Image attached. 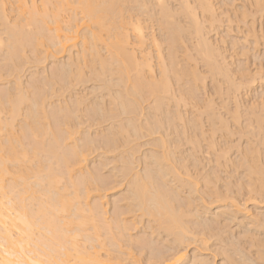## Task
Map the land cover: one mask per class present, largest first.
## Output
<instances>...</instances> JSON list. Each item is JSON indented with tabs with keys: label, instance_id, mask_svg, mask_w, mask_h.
I'll return each instance as SVG.
<instances>
[{
	"label": "bare ground",
	"instance_id": "obj_1",
	"mask_svg": "<svg viewBox=\"0 0 264 264\" xmlns=\"http://www.w3.org/2000/svg\"><path fill=\"white\" fill-rule=\"evenodd\" d=\"M36 1L37 2L41 1V4L45 9H49V8L53 9V8L57 7L58 4L60 3L59 0H30V3H31L30 4V3H28L27 0H16L17 7L21 10V12H25L29 15V19H30L31 23L34 25V27L32 28V30H34V31L28 32L26 34L27 36L25 38H23V37H21L20 32H18L16 30V26L18 24L13 25L12 22L9 23L10 20L7 19L8 18L7 14H5L6 9H7V7L5 8V2L6 1L0 0V12L2 14V17H0V18H1V21L2 20L4 21V22L0 21L2 23V24L0 23V25H1L0 27H2L1 29H5V33H8V34H6L7 35V39H6L7 43H5V44L7 45V48L9 49L8 52H10L9 54L11 56V59L9 57L10 61H9V63H7V65L8 64L10 65L11 63H12L11 65H13V63H14L17 66L18 64H20V63L17 64L16 62H18V60L22 54L21 51L19 53V56L17 55V57H18L17 61H13L12 60V57H13L12 53H15L16 51H11V50L14 48L15 49L20 48L22 50L25 42L28 41L29 37H33V39L35 40V41L33 40V42H35V44H34L35 47H37V46L39 47V43L42 41V38L45 37L49 40H52L53 39L52 36L54 35V37L57 38V41H55V42L53 41L52 44L53 45L59 44V46H60L59 48L62 50H64L66 47L64 40H67V36L64 35L62 38L61 35L58 33V31L60 30L58 25L49 26L44 21L45 20L44 14H42L43 11L41 9L42 13L39 14L40 10H39V7L37 6ZM129 1L130 0L126 1L127 6L125 5V3H126L125 0H80V1H78V7L83 12V14L87 18L88 22H90L91 25H93L92 23L97 25V26L94 25L96 28L95 27L92 28L89 26L90 29H88L86 31L84 30V32H86V34H83L85 36V37L83 36L85 39L82 42V44L88 45L86 47L91 49L90 51L93 52V53L92 52L91 53L94 54V56H98V54L100 53V52H98L99 50H97V48L99 47V45H98L99 43L96 44L97 43L96 41L105 42L104 46H106L107 50L109 51L108 56H107L108 58L102 59L104 57H102V58L100 57V59H97V67H94L93 70H91L89 72V76L95 75L94 76L95 80L98 79L99 81L100 80L102 81V88L107 89L106 91L109 94V95L106 94L105 97H107V96L110 97L108 100H106L105 98H103L104 96L102 95L103 96L102 97L100 94V96L103 99H105V100H103L101 97H99L101 100H103L101 104H98L100 102L94 103V102H92L93 100H90L92 102V104H91V102L89 103V105L90 104L92 105L91 108H93V110H94L93 112H96L95 114L98 115V118L96 119L97 121L95 120L94 123L95 122L100 123L102 121L101 120L102 118H104V120H106L105 118H109V119L113 120V121L110 120L111 122L109 125H107L108 127L106 129H102L103 127L101 128V133L103 132L105 134V136L104 135L103 136L104 137L107 136V139L110 141L109 143L111 145L109 148H113V147L117 148L118 146H120L122 144L121 142L128 141L127 140L128 138L134 137V135L131 136L132 132L136 135H139L141 132L140 130L143 129L144 131L145 130L149 131L148 133H155V132L159 131V129H161V128L164 129L165 125L166 126L168 124L170 125V123H168V124H165V123L167 121L170 122V120L174 121V119H176V118L172 119L168 116L170 119L168 120V118H166L167 121L165 122L164 120H166V119L163 120V118L161 117V116H163L165 118V115H163L161 113L162 111L160 110V107L162 106V103H163V99L164 98L166 99L169 95L171 96V98L174 97L176 101L177 100L181 101V99L183 100L182 96H186V98H189V102L191 101L194 104V107L197 106L196 103H199L198 101H200V103H201V101H202L201 99H204V98L200 97L201 98L200 100H198V101L195 100L197 97V94L195 93L194 88L199 86L195 83V81L199 78V75H200L199 73H197L196 69L194 68L195 66L192 67L191 66L192 63H191V65H189L191 69L187 70V68H189V66L187 68H183L184 66H180L181 61L179 63H178V59L176 61V57H178V56H176L178 53L175 51V49H177L176 43L179 41V42H182L183 45H185L186 43H183V42L186 41L187 39L183 40V37H185L186 34H187L188 38L190 37V39H191V40L190 39L188 40V41H190V43H192L191 41L193 39L194 45H193V43H192V45L194 46L193 50L195 52L193 54H197L196 58L199 57L202 61H204V63H205L204 65L206 66V69H207L206 72L209 71L208 77H210L211 74H213V78H214V75H216V77L218 76V74H219V76L222 75V77H220V79L224 77L226 84H229V86L234 89V92L238 91V89L240 88V85H242L241 86L242 89H244L243 88L244 84H245L244 87L247 86L250 88V90H249V88L246 87L247 90H249V92H246L247 98L246 99L244 98L246 101L240 96L246 102V104H244V105H243V103H241V104L244 106V108L246 110H248L251 113L256 115L254 117L256 119H253L254 121L256 120L258 122V126L256 125V127H255V128L258 127V129L255 133L260 132L262 130L261 128H264V123H263L264 117H262V116H264V114H262L263 112L261 113V111L260 112L257 111L258 107L260 110L259 103H262V105L264 104L263 103L264 98L262 99L261 98L262 96H260V95H259L260 96L259 97L258 93H257V97H255V96L253 97L251 95V91H253V92L256 91L255 90L256 86L252 90V88H253L252 86L254 85L253 81L255 82V79L257 81L259 78L264 79V0H179V3H177V4H179V5H177L178 8L175 7V5H174V7L177 9V11H175L176 9H174V7L169 5L171 2H169V4L167 3L169 0L168 1H166V0H154L155 6H153V3L151 4L152 8L154 7L153 9L151 8L150 5H149L150 7L147 6L149 4L148 0L147 1L146 0H142V1L141 0H132L131 2H133V3L132 4L130 3L131 5L128 3ZM174 1H176V0H174ZM124 6H126V7L129 6V8H126ZM155 8H157L158 11ZM51 9H49V10H51ZM153 10L157 11V13L160 16L159 18L155 17L157 15L154 14ZM134 11H135V13H133ZM150 11H153V13H151ZM131 12L133 14H137V16L131 15L134 17V19H132V17H130V14H128ZM177 13L182 15L181 18H183V21H185L186 26L182 25V23H184V22L180 23L177 20L178 18H180V17L177 18V16H178ZM155 18H157V19H155ZM181 18H180V20H181ZM218 18H222V20L224 22L226 21L227 24H225L226 25V27H225V30H226L225 33L226 34L225 35H222V34L217 35L219 37V40L217 38H216V40L218 43L222 44V48L224 46L223 50L224 49L227 50L228 47L226 46L227 43H226L225 36H227V35L231 36L228 44H230V46H231L230 49L232 48V52H229L230 49L228 51H226V50H224V51L230 53V54H228L230 56V57H228V60L230 58L229 63L230 62H231V64L234 63L232 65L233 67L235 66V62H236L235 60L241 59L244 62L242 64L241 61H239V62L237 61L238 65L234 67L235 69L233 68L234 73H232V75L234 74V77L237 74L240 77L244 78V81H245L244 84L234 82V80H233L234 77L232 78V75L230 72L232 70L231 69L232 66H231V68L228 67L229 63L225 62L226 56L225 55L223 56L221 54V53H223V52H221L222 50L219 51L221 46L220 45L218 46V43L214 41L215 39L214 40L211 39L209 34H207L210 32L209 28H211V30H212V27H214V23L216 22V20H218ZM153 20L155 22H157L156 25L159 26V27L156 26L157 30H158V28L161 30V35L158 34V35H160L158 37H162V35H163L164 38L162 37L163 39L162 38L161 39L164 40L165 42H167L166 48H167L168 52L165 50L166 49L165 47L161 46L162 42H160V41H162V40L160 38H158L156 35H154V33L156 31L153 33L154 30L150 29L152 31L146 32L145 27H148V22H151ZM222 20H220L219 23ZM238 20H240L239 22L244 21L245 24L239 25ZM3 23L5 24L4 28H3V25H4ZM216 23L219 24L218 22H216ZM28 24L30 25V23H28ZM217 24L215 26H218ZM241 25H244V26H241ZM87 26L88 25H86V27ZM86 27L84 29H86ZM214 28H216V27H214ZM3 31H1V32H3ZM103 31H104V34H106V37L104 36V34L103 35L101 34V32H103ZM214 31H215V29H214ZM231 31H233V32H231ZM3 33H0V34L3 35ZM148 33H150V34H148ZM230 33H232V35ZM216 34H218V32H216ZM3 36H5V35H3ZM214 36H215V34H214ZM229 36H228V38H229ZM5 38H6V36L4 38H2L0 36V48H1V45L3 44V42H5V41H3V40H5ZM103 38H106V39H103ZM179 42H178V44H179ZM95 44L98 46L97 48H95V46H96ZM6 45H3V46H6ZM190 45H188V48ZM260 46H262V47H260ZM38 47H37V49H38ZM179 47L181 48L182 46H179ZM59 48H58V50H59ZM101 48H102V46H101ZM190 48H192V47H190ZM136 49L139 50L138 53H137V51H135ZM261 49H263L262 53H261ZM1 50H3V47L1 48ZM58 50L56 49L57 52H58ZM185 50H184V52H187ZM4 51L5 50H3V53H4ZM86 51H88V49ZM153 51L155 52V56L152 55ZM164 51H166V53ZM188 51L190 52L192 50L190 49ZM6 52H5V55L2 53L5 57H6ZM81 52H83V50L79 51L80 54H81ZM79 53L77 54L78 56L77 55L73 56V57L70 55H69L70 57L67 56V58L68 57L69 58L67 59V61L64 60L65 62L62 61L64 63L60 64V62H58L60 64V66L61 65L62 66L59 68L57 67L58 70L55 67L56 72H53L50 74V75L54 74L56 76H61V79L63 78V81L65 80V85L61 84V86L59 88H61V87L63 88L64 86L67 87L68 84L72 85V83H75L76 80H82L81 79V78H83L82 76H84V75L87 76L86 72H84V70L82 69V67L84 65L81 67V64L84 60L86 61V63L89 60L84 59L81 61V59L79 57ZM84 53H85V50H84ZM181 53H183V52H181ZM74 54H75V52H74ZM187 54H188V52L186 53V55ZM2 56L0 53V57H2ZM14 56L16 57V54ZM103 56H105V55H103ZM188 56H189V54H188ZM193 56H195V55H193ZM193 56L190 55L189 59H190V57L193 58ZM250 56L253 57V60L251 57V60L253 61L251 63L252 66L250 65V67H252V68H249V65L247 62L250 60ZM90 57H91V55L88 58H90ZM154 57L156 59V61H155L156 63H154V60H155ZM181 57H183V56H181ZM6 58L8 59V57H6ZM6 58H4V61L6 60ZM81 58H82V56H81ZM168 58H169V60H168ZM196 58H193L192 60L196 61L199 59V58L198 59H196ZM166 59L169 62H167ZM185 59H187V58L185 57ZM240 62H241V64H239ZM92 63H93V58H92ZM201 63L203 65V62H201ZM155 64L157 65V69H156V67H154ZM193 64L195 65L197 63L195 62ZM113 65H115V68L112 67ZM183 65H186V64H183ZM57 66H59V65H57ZM205 66H204V68H205ZM12 67L16 68L15 66H11L10 68H8V70L10 69L13 72ZM171 72L177 77V79H176V77L173 76L176 79L175 83H178L177 81H179V86L178 85L176 86V88L178 87V89H177L178 91H176V89L173 88L175 90V92H178V94L177 93L175 94L174 92H172L173 89L171 88L172 86H170V84H172V83H171V78L169 76V73H171ZM188 74L190 75V78L193 80L192 82H194V83L189 84L190 83L189 81H191V79H190V80H188L189 83L185 87V86H183L184 85L183 83H186L185 82L186 80L184 79V77H186ZM113 75H115V76H113ZM206 75H207V73H206ZM47 76L49 77V75H47ZM56 76L54 78L52 77L53 78L52 81H54L53 84H56V83H58V81H60V80H56V83H55ZM240 77H239V79H241ZM257 77H259V78L257 79ZM204 78H206L205 75H204ZM246 78H248V79L246 80ZM50 79H51V77L49 78L48 81H50ZM199 79H198V81H199ZM220 79H219V81H220ZM263 79L260 81L258 80L260 82L259 84H261V86H262ZM15 80H17V79H15ZM41 80H44V78L42 77ZM212 80H214V79H212ZM124 81H126L127 83H125ZM214 81H211V82H213V84H214ZM237 81L239 82V80H237ZM44 82H46V81H44ZM44 82H43V84H44ZM82 82H83V80H82ZM218 82H217V84L220 87L222 85V83H218ZM50 83L52 84V82H49L48 85ZM121 83L123 85L119 86V84H121ZM251 83H253V85ZM257 83H255V85H257ZM14 84L16 85L18 83L14 82ZM213 84L211 86H215ZM44 85L46 86L47 84L45 83ZM205 85L207 86L208 84H205ZM16 86L14 88H11V89H13V90L16 89ZM51 86H53V85H51ZM95 86H93V88ZM114 86H117V88L115 87L116 89H113ZM194 86H196V87H194ZM229 86L226 85L227 88H225L226 90L224 91V93L227 92V89L230 88ZM50 87H48V89ZM100 87H101V85L98 86L97 88L100 89ZM183 87H185V88H183ZM202 87H203V85L201 86V88ZM93 88L91 87L90 89H93ZM205 88L203 87V89H205ZM221 88H220V90H221ZM18 89H19V87H18ZM44 89H45V87H44ZM50 89L54 93L56 91H58V88H56L57 89L56 90L55 86H53ZM198 89H199V87H198ZM218 90L219 89H217V92H218ZM7 91L5 90V92H7ZM198 91L200 92V90H198ZM204 91H201V92L204 93ZM209 91H210V89L208 87V93L206 92L207 95L205 96V101L204 100L202 101L203 109L204 108L207 109L206 112H208V117H207V114L206 115L204 114V115L208 119V118H213L217 114V116H215V118L218 119L217 129L218 130H219V128L223 129V131L225 133H226L225 130H227V132H228V129H229V131H230L229 133H231V131L233 129L230 128L231 127L229 125L230 122L229 123L227 122L229 120H225L226 119L225 117H223L220 114L222 116L221 117L219 115V112L216 113L215 110L213 109V108H215V107H213V103H216L215 102L216 100L213 102L212 96L214 94L212 95L211 91H210V93H209ZM215 91L216 90H214V92ZM14 92H17V91H14ZM18 92H17V94L15 93L16 95H14L13 93L12 94L9 93V91L6 94H4V92H3V94L0 93V113H2V111L6 110L7 115L9 114V116H7V118H3L0 116V264H113V262L111 260L112 257H110L111 253L110 254L105 253V252H110V251L106 250L103 253L105 255L104 256L105 258L102 256V254L99 251L104 244L102 246H100L98 244L95 245L93 243V242H95V239H97V238H94V236H96L98 232L100 234H102L100 232V230L98 231L97 229H99V228L102 229L103 227L107 228L105 230H107L110 233V235H112L111 237L114 239V231L112 232L111 228L110 229L108 228L110 226V224L102 227L101 225H99L97 223V221H99V219L101 218L103 213H105V210H104L105 205L99 204L102 201V199L99 203L93 202L91 206H90V202H89V205H88V202H86V201H88L87 198H89L90 191L92 189H93L92 191H94L96 189V187H97V189L98 188L100 189L102 186L100 187V184L98 183L99 185L97 184L98 186H96V184H95V186H96L95 187L93 185L94 183L90 182L91 180H86L87 178L89 179V177L91 178L89 171H88L89 173H87L89 175V177H87V175L85 174L86 179L81 176V178H83V180L85 179L83 183H80L81 182L80 180L78 181L79 183H74L75 179H74V181H72L73 179L68 180L73 173L72 171L74 169H76L78 166L80 167L82 159L86 158L83 150L81 148L80 149L82 151L80 149H78L79 143L77 144L78 148L76 149V147H75L76 143H74L75 139L73 140V138H71V139L73 141L74 146L73 145L70 146L71 151H70V149H68V146L70 145L69 143H71V142H66V140L67 139L69 140V138L71 137V135H70L71 133H70V131H68V132L66 131L67 126H65V125H68L71 121L74 120V119L71 120L72 119L71 118L72 113L70 115L68 114V112H67V114L63 113V111L65 109L64 108L61 111L65 115L64 116L61 115L62 120H60L63 122H59V124H58V122H56V120H55L58 118L53 117V119L55 120V123H54L50 120V116L46 114L47 110L45 113L43 111V108L45 106L44 105L42 106V102H43V98L46 94L43 97L42 96L41 97L34 96L35 98L34 97L30 98L28 96L29 97V104H28V106L26 105L27 108H25V106H24L25 113H24V111H22V113H24V115H21L24 117V118L22 117V119H24L25 128L22 125V127L20 128V132L18 134H15L11 130L10 123H11L12 119L14 117H16V115L18 116V114H19L18 112H21V111H19L20 110L19 106L21 107V105H22V103H24V101H26V100L28 101V99H26V100L24 99L25 93L23 95L21 93L22 90H21V92L20 91H18ZM44 92H46V91H44ZM220 92L223 93V90ZM220 92H219V94H221ZM242 92H244V91H242ZM224 93H223V96H224ZM47 94L49 96V93H47ZM82 94H83V92H82ZM86 94H87V92H86ZM144 94L146 96L148 94V97L152 96V100H151L152 104L149 103L148 106L152 105L151 106L152 111H153L152 114L154 113L156 116L158 115L157 111H161L159 113L160 117H159V115L157 118L155 116V118H156L155 119L154 114H153V120H152V118H151L152 114H149V110H148V115L151 117H149L147 115V112L141 113V111H143V110L139 111L140 107H141V102H143L142 100H145L144 98H146V96L144 97ZM215 94H218V93L215 92ZM77 95L78 96L75 97V100L73 99L74 102L77 104V107H79L81 109L82 106L80 107L79 104H82V103H83V106L86 107L88 104L86 103V105H84V102H82V98H84L85 95H84V97H81L82 96L81 94H80L81 96L79 94H77ZM234 95H233V97H234ZM237 95H238V93H237ZM219 96H222V94ZM72 97L74 98L73 95H72ZM148 97L146 99H148ZM225 97H226V94H225ZM25 98H27V95L25 96ZM62 98L64 99V97H62ZM97 98H98V96H97ZM45 99H47V98L45 97ZM219 99H222V98L220 97ZM73 100H72V103H73ZM168 100H171V99H168ZM83 101H84V99H83ZM97 101H98V99H97ZM62 102L65 103L66 107H68L67 101H65V102L62 101ZM184 102H181V103H184ZM203 102H205V103L203 104ZM227 102H228V100H227ZM235 102L236 103L233 104L235 106V108H234V110L232 108L233 112L231 113V111H230V114H232V116H234L233 120H234V122H236L238 124L239 114H240L239 109H241L242 106L237 100ZM240 102H241V100H240ZM20 103H21V105H20ZM93 103H94V105H93ZM167 103H168V101H167ZM171 103H172V101H171ZM173 103H174V101H173ZM219 103H222V101ZM224 103H225V101L223 102V104ZM164 104L165 103H163V105ZM180 104L178 103V105H180ZM187 104H188V102H187ZM146 105H147V103H146ZM184 105H185V103H184ZM164 106H166V105H164ZM175 106H176V104H175ZM175 106H173V107H175ZM200 106H201V104H200ZM59 107H61V105ZM167 107H168V105H167ZM178 107L179 106H177V108ZM41 108H42V110H41ZM169 108H170V106H169ZM191 108L194 110L193 112H195V109L200 111L202 107H199L200 109H198L196 107L193 108V106H191ZM191 108H190V110H191ZM262 108H264V107H262ZM74 109H76V107ZM143 109H148V108L144 107ZM176 109H174V111ZM226 109H229V108H226ZM44 110H45V108H44ZM68 110H69V107H68ZM82 110H83V108H82ZM84 110H86V109L84 108ZM217 110H219V109H217ZM222 110L225 111V113H226V110H224L223 108H222ZM56 111L58 114V112H59L58 108ZM183 111H182V114L187 112V111L185 112V109ZM248 111H247V113H248ZM71 112H72V109H71ZM256 112L261 113L262 116L259 115L258 113L256 114ZM75 113H73V114L75 115ZM196 113H197V114H195L196 118L194 116L192 117V115H194L193 113L191 114L190 117L188 115H186L189 118L192 117V119L191 120L189 118L186 119V121L188 120L189 122H186L185 124L187 125L190 123V121H192L193 122V124H191L192 127L193 128L195 127L196 129H198L200 134L193 131L196 129L192 128L193 130H190L189 127L186 126L191 131V132L189 131L190 135L188 136V139H186L185 137H183L184 136L183 133H185L184 130L181 129L183 132L179 130L182 133V135H181L180 132L177 133V131H178V130H176L177 126H174L172 122H171V124L173 126L170 125V127L171 128L175 127V130H176V132L174 130L175 134H177V135L180 134L181 138L182 137L184 138L183 141L186 139L185 142L189 141L188 144L191 143V145L189 144V146L191 147V149L193 147L195 153L199 149V147H201V140H202V142H203V140H204V142H205V140L207 141V142H205V144L207 143V147H208L207 151L206 150L204 151V149H206V147L205 148L201 147V149L203 148L202 150L200 149L201 153L198 151L201 155H204V156L200 155L204 159V162H205L204 164H202L203 162H201V164L203 166L205 165V167H206L208 164L210 165V163L214 161V163L216 165L218 164L219 167L221 165V167L227 173L228 172L227 171V167H228L227 162L230 163V161H232V163H230V164H232L234 166L233 167L234 169L237 166H240V168H245V167H241V165H244V166L246 165V169L248 170V172L247 171L244 172L245 171L244 169L241 170V173L244 174V176H241L242 179H239V180H244L243 177L244 178L246 177L245 179H247V182L243 181L245 183L242 182V186H243L242 187L240 181H239L240 185L238 184V180H237L238 177L234 181H237V184L239 185V186L238 185L237 186L239 188L242 187L241 189H245V194L247 193L246 195H252V194L257 193L256 196L260 197L261 193H262L261 191L263 190V192H264V178H263L264 175H262L263 171H264V170L262 171L263 166H264V162L261 161V158L259 157L261 155L258 152H260L263 149L259 150L260 148L257 147L258 145L255 146L256 143L255 144H254V142L251 143L252 142L250 140L251 134L247 137L245 136L246 139L249 138L248 141L250 142V144H254V145H250V146L246 145L243 147L240 145L238 146L236 144L237 145L236 148L238 151V152L237 151L236 152L237 153L240 152L239 153L240 159L239 158L237 159V157H235V163H233V160H232L233 155L232 156L229 155V150H230L231 146L226 145L228 142L225 144V143H223V141H220L221 138L216 136V134H215L217 129L215 131L214 130L215 128H212V124L216 123L217 119L216 120L213 119L216 122L211 120L214 123H211V121H210V123L206 122V123H209L211 125L209 126L210 128L207 126L208 129L205 130L207 127L202 128L203 127L202 124H204V122L201 124L202 127L199 124L201 122L200 121L201 118H199L198 113H200V112H196ZM242 113H241V115H242ZM182 114H180V113L177 114V119L179 118L178 120H183V118H187L184 116V114H183V116H184L183 117ZM223 114H224V112H223ZM227 114H228V111H227ZM248 114L246 115L247 117H248ZM253 114H252V117L254 116ZM53 115L54 114H52L51 116H53ZM120 115H122V116L126 115V117L119 118ZM141 115H144L145 121H143V122H142V120H141V122L138 121V119H139L138 117ZM174 115H175V113H174ZM189 115H190V113H189ZM166 116H167V114H166ZM225 116H227V115L225 114ZM232 116H230V117H232ZM174 117H176V116H174ZM198 119H199V121H198ZM207 119L205 121H209V119L208 120ZM43 120H44V122H43ZM114 120L116 122L118 121L119 123L118 124L114 123L115 122ZM180 122H183V121H180ZM245 122H243V123H245ZM248 122H246L245 124L252 128L254 125L252 124L253 125L252 126L251 122L249 124H248ZM179 124H181V123H179ZM179 124L177 123L176 125H179ZM185 124L183 123L180 126L184 125V127H185ZM60 125L61 126L63 125L64 128L65 127L66 128L65 129L61 128ZM215 125L216 124H214V127H215ZM240 125L241 124H239V128H237V129H240V127H241ZM244 125L242 126L243 129L246 127L245 129L247 130L248 129L247 126L245 125V127H244ZM68 126L70 128L68 127L67 130L72 129L70 125H68ZM89 126H91V125H89ZM182 127H180V128H182ZM259 127L261 129L260 131H259ZM98 128H100V127H98ZM251 128H250V130L252 131ZM62 130L64 132L68 133L69 135H66V133L62 134V133H64V132L61 133ZM94 130L96 131V128ZM198 130H197V132H198ZM234 130L236 131V128ZM255 130L256 129H253L252 132H254ZM220 131H222V130H220ZM241 131H243V130H241ZM251 131H248V132L251 133ZM71 132L73 133V131H71ZM164 132H165V130H164ZM224 132L223 133L221 132V133L224 134ZM243 132H242V135H243ZM74 133H76L75 130H74ZM238 133L239 132H237V135H238ZM146 134H147V132H146ZM217 134H218V132H217ZM227 134L228 133H226V135L224 134V138H225V136L228 137ZM177 135H175L174 137L180 138V136H177ZM232 135H234V133ZM185 136H187V135H185ZM253 136L254 135L252 134L251 138H253ZM258 136L260 137V135H258ZM104 137L102 139H104ZM159 137H160V135H159ZM162 137H164V136H162ZM238 137L239 136H237V138ZM137 138H138V136H137ZM24 139H26L25 142L27 141L26 146H25ZM78 139L81 141V138H78ZM155 139L152 140V141H154V143L156 141ZM160 139H161V137H160ZM239 139H240V137H239ZM260 139H261V142L259 139H257V140H259V144L260 143L262 144V139H263V145H264V137L262 138V136H261ZM88 140H89V138H87V141ZM90 141L92 142V140H90ZM90 141H89V143L91 144ZM248 141H246V143H244V145L248 144ZM105 142H107V141H105ZM164 142H166V139L165 140L161 139V142H160L161 144H158V145H160L159 148L163 147L162 149H160L161 151L166 150L167 146L164 148V144H165ZM180 142H182V141H180ZM220 142H222L223 145H225V146H223L222 143H220ZM233 142H235V141H233ZM237 142H239V141H237ZM243 142L241 143V145L243 144ZM67 143L69 145H67ZM84 143H86V142H84ZM149 143H146V144H149ZM168 143L169 142L167 141V145L169 146L170 144H168ZM176 143H177V141H176ZM176 143H175V145H176ZM219 143H220V145H219ZM83 144H80V146ZM90 144H89V149L91 148ZM104 144H106V143H104ZM155 144L157 145V143H155ZM178 144H180V143H178ZM232 144H234V143H232ZM154 145H153V147H154ZM181 145H182V143H181ZM202 145L204 146V143H202ZM236 145H234V146H236ZM72 146L76 150L73 149ZM87 147L88 146H86V149H87ZM177 147H179V146L177 145L176 148ZM194 147H196V148L198 147L196 151H195L196 148H194ZM169 148H172V147L169 146ZM131 149L132 148H128L127 150H131ZM173 149H175V148H173ZM77 150L80 153V155L77 152ZM127 150H126V152H127ZM175 150H177V149H175ZM155 151H154V153L152 152V154L150 155V159H148V162L145 163V164H148V166H149V164H151L150 166H152V164H154L153 167H155V169L149 166V167H147V169L145 170L144 173H143V171L138 172L139 170L137 172H134V171L131 172V168H133V167H130L131 163H132L131 158H133V157H130L131 163L129 162V160L128 161L123 160L125 162L122 161L123 163H125V166L123 167L124 170L122 168V170H123L122 174H124L125 176L127 175V178H128L127 179V187H128L127 192H128V194L123 198L126 201V204L124 205L125 210H123L122 207L117 208L118 210L122 209L123 211L116 212L117 214L116 213L112 214L115 216L114 220L113 219L112 220L115 221V219H117L116 216L119 214L122 217L123 214L124 215L126 213L129 214L132 211H133L132 213H134V211L136 210L135 213L136 212L141 213L137 216H140V215L150 216L156 222V226L159 225L160 227H163L165 230L167 229L166 230L167 232L164 231V234L166 232L168 234L167 237L169 235L170 236L172 235L171 237H173V239L172 238L171 239L176 241L177 243L182 242V245H183V241L186 243L185 240L188 241L189 239H191L190 241H192V242L188 241V242H190L189 244L193 243V241H194V243L195 242L198 243L199 241L201 242L202 239H201L200 235L203 237L204 234L202 235V232H200V235L197 234L200 237V239H198V236L196 238L195 236H196V233L198 232V229H197V232L193 231V230H195V229H193L195 227H193V228L191 227L188 229L187 226L189 225V223H187L188 221L187 222L184 221L185 218H187V217H184L183 215H185V214L187 215L190 213H188L185 210L184 214L182 215V212L179 211L180 209L183 210L185 208H188L186 206L188 201L186 202V204L185 203L183 204V202H182V205H185L186 207L183 208L181 205L180 209L178 210L176 208L177 206L173 204L174 203V201L172 200L173 198L171 196L167 195L168 191L166 193V190H163L165 188L161 187V186H163V184H160L161 181L159 180L160 181L159 183L156 182V180H158L159 178L162 179L163 182L164 181L166 182L165 178L171 172L170 168H172V170H173L176 168L177 165L174 166V164L172 163L173 167H170L169 165H167L170 161L168 162L166 160L167 156L164 155L166 153L164 151H162V152L160 151V153H162V155H163V156H161V155H158V153H159L158 150H157L158 153L156 151L157 154L155 153ZM179 151H181V150H179ZM81 152H83L84 154ZM126 152H125V154H127ZM129 152L130 151H128V155H129ZM149 152H151V150L148 151V154H149ZM168 152L169 153L171 152L172 154H174L171 150ZM189 152L191 154H189V153L188 154L192 155V156H189V155H187V156H189V158L194 157V159H196V156L198 153L196 155H194L195 153L191 152L190 150H189ZM132 153H134V152H132ZM172 154H170V155H172ZM239 154H237L238 157H239ZM128 155H125V157ZM184 155H186V154H184ZM212 155H213V157H212ZM147 156H149V155H147ZM200 156H198L197 158H199ZM125 157H124V159H128ZM201 157H200V159H202ZM204 157L205 158L207 157V159H205ZM261 157H263V156H261ZM147 158H149V157H147ZM147 158H144L145 161H147ZM164 159H165V162H168L167 164L163 161ZM168 159H170V156H168ZM171 159H174V158H171ZM200 159H198V160H200ZM221 159H223V160H221ZM236 159H237V162H236ZM187 160H188V158H187ZM192 160H191V162H192ZM193 161L194 162L192 164L190 163L192 166H193V164L195 165V162H196V165H197V162L200 165V161H197V160L196 161L193 160ZM181 162L179 163L178 168L185 167V166H181ZM183 162H186V161H184V159H183ZM206 162H207V164H206ZM77 164H79V165L77 166ZM133 164H134V162H133ZM199 165H198V168H199ZM144 166L145 165H143V167ZM212 166L214 167L213 164H212ZM218 166H216V167H218ZM188 167L189 166H186V168H188ZM193 167H194L193 171H195V167L197 169V166H193ZM193 167H192V169H193ZM213 167H212V171H213L212 173L216 174V172H215L216 168H213ZM178 168L173 170V171H177ZM209 168H211V166ZM222 168H220V169H222ZM229 168L231 170L232 167H228V170H229ZM192 169H191V171H192ZM234 169H232V170H234ZM79 170H81V168H79ZM184 170L187 171V169H185V168H184ZM224 170H223V172H224ZM238 170H239V168H238ZM173 171H172V173H173ZM208 171L209 172L205 171V174L207 173L206 176H208V173L210 174V170H208ZM220 171L222 172V170H220ZM236 171H237V168H236ZM236 171H235V174H236ZM86 172H84V173H86ZM172 173H170V174H172ZM241 173L239 172V174H241ZM128 174H129V176H128ZM191 174H193V173H191ZM227 174H230V173L228 172ZM81 175H82V172H81ZM210 175H209V177H210ZM217 175L218 174H216V176L215 175L214 176L217 177ZM231 175L234 176L233 174H230V176H227V177L230 178ZM237 175H238V173H237ZM7 176H9L8 178L10 180L8 178H6ZM65 176H67V178ZM184 176H186V175L184 174ZM214 176H211V177L215 178ZM189 177L190 176L187 175L188 180L187 181L185 180V183L190 180ZM195 177H197V175ZM64 178H66L68 181H72V183L69 182V184H68V182L66 180H65L66 181V183H65V181H63ZM179 178H181V177H178V179ZM206 178H204V179L210 180V179H206ZM212 178H211V181L214 180V179L212 180ZM7 179H8V181H6V183H7V186H6V184H4L5 183L4 180H7ZM220 179H222V178H220ZM177 180L174 179V181H177ZM96 181H95V183H97ZM179 181H178V183H179ZM211 181H209V182H211ZM217 181L218 180H216L215 182H217ZM190 182H192V181L190 180ZM224 182H227V181L224 180ZM192 183L194 184V182H192ZM204 183H205V181L203 182V184ZM231 183H233V182H230V184ZM90 184H92V185L90 186ZM182 184H179V185H182ZM195 184L197 185V183H195ZM187 185H189V188L193 187V185H191V187H190L189 182ZM196 185H195L194 191L196 189ZM184 186H185V184H184ZM214 186H215V183H214ZM186 187H188V186H186ZM205 187H206V185H205ZM207 187H208V184H207ZM238 187H237V191L239 190ZM6 188H11L15 191L14 197L10 198V196L7 195L6 190H5ZM183 188H185V187L182 186V189ZM212 188H213V190H211V188H210L209 191H206V190H208L207 188H206V190L205 189L201 190L203 192L206 191L207 193L205 195L210 197V198L207 197V199L208 198L210 199L208 204H212L213 202H215V203L216 202L220 203L222 201L224 202V200L227 201V198H228V200H230L229 197L225 196L226 194L223 197H221L222 195H219V193L222 192L221 190H220L221 192H218L215 190L218 194L216 193L214 196L213 195L214 194V187H212ZM223 188H224V186H223ZM198 189H199V186H198ZM177 190L178 189H176V191ZM187 190H189V189H186V191ZM192 190H190V191H192ZM95 191H97V190H95ZM194 191H193V193L195 195ZM239 191H241V190H239ZM97 192H99V191H97ZM196 192L201 193L199 191H196ZM232 192H234V191H232ZM175 193L178 194V192H175ZM235 193H237V192H235ZM258 193L260 195H258ZM168 194L170 195V193H168ZM189 195H191V194L189 193ZM198 195H200V194H198ZM212 195L215 198L214 197L211 198ZM96 196H97V198L100 197L99 195H96ZM252 196H254V195H252ZM256 196L254 197L255 199L257 198ZM196 197H198V196H196ZM200 199H201V197H200ZM233 199H234V197H233ZM237 199H239V198H237ZM242 199H244V198H242ZM196 200H198V199H196ZM196 200L194 198V201H196ZM246 200H247V197H246ZM251 200L254 201L253 203H255V200H253V198ZM172 201H173V203H172ZM198 201H196L194 203L197 204V203H199ZM231 201H232V199H231ZM233 201H236V199ZM243 201H242V203H243ZM240 202H241V200H240ZM188 203H192V202H188ZM219 203H218V205L212 204L213 205L212 207L216 208V211L214 212L216 215H218V214L224 215V213L227 212V210L229 209V207L231 205L233 207L231 209H234L233 213H235V212L236 213H242V217L245 215H249V208L244 206V204L242 205L241 203H238V201L236 203L232 202L233 204H231V205L230 204L228 205V203H226V204H224V203L219 204ZM84 204H86V208H84L85 207ZM202 204L204 205V203H202ZM258 204H260V203H258ZM118 206H120V204ZM188 206H190V205L188 204ZM201 207H206V206H201ZM248 207H249V205H248ZM117 209H115V210L117 211ZM202 209H204V208H202ZM190 210H191V208H190ZM190 210H189V212H191ZM192 210L195 211L194 209H192ZM212 212H213V210H212ZM191 213H193V212H191ZM194 213L195 214H193V215H197V214L199 215V213H196V212H194ZM262 214L263 213H258V212L253 213V214L251 213L250 216H248V219L251 220L250 224H255L256 221H257L256 223H258V222L261 223L262 221L264 222V216L262 217L261 216ZM135 215L136 214H134V216ZM231 215H233V214H231ZM120 216H118L119 219H120ZM187 216L190 217L189 215H187ZM197 216H195L196 217L195 219H197ZM227 216H229V215H227ZM192 217H194V216H192ZM216 217H218V216H216ZM224 217H226V216H224ZM110 218L108 220H110ZM209 218H210V216H209ZM121 219H120V221H122ZM135 220H134V222H135ZM186 220H188V218ZM217 220H220L219 217ZM249 220H248V222H249ZM149 221H150V219H149ZM206 221H207V219H206ZM232 221H234V219H232ZM184 222L187 223V226H186V224H184ZM191 222H193V221H191ZM223 222H225V219L223 220ZM108 223H111V220ZM112 223H116V222H112ZM247 223L245 221V224H247ZM260 223L258 224V226H260ZM116 224H113V226L116 227L117 226ZM149 224H148V228L150 226ZM151 224H152V222H151ZM194 224H195V222H194ZM204 225H206V224H204ZM240 225H241V223H240ZM98 226H101V227L98 228ZM152 226L149 229H151ZM159 226H157V227H159ZM207 226H211V225H207ZM207 226H206V228H207ZM247 226H249V225H247ZM144 227L145 226H143V228ZM146 227H147V225H146ZM154 227H155V225H154ZM252 227H251V229H252ZM121 228L123 229L122 224H120V225L118 224L117 229L121 230ZM254 228L256 229V227H254ZM260 228H262V227L260 226ZM117 229L112 228V230H117ZM201 229H203V227ZM89 230H95V232L97 230V232L95 235H93L94 233L93 234H91V233L94 231H92L90 233ZM105 230H103V231H105ZM119 230L117 231V233H119ZM158 230L159 229L157 228L156 231H158ZM209 230H211V228H209ZM209 230H208V232H210ZM219 230H220V228H219ZM107 231H105V232H107ZM154 231H153V233H154ZM158 232H160L159 234H161V231H158ZM187 232L190 234H188ZM206 232L207 231L205 229V233ZM242 232H245V231L242 230ZM256 232L259 233V231H256ZM109 233H107V234H109ZM117 233H116V235H117ZM215 233H217V231ZM100 234H98V236ZM186 234H188V235L186 236ZM208 234L209 233H207V235L206 234L205 235L208 237L210 234H211V236L213 235L212 233H210L209 235ZM190 235H193V236H190ZM205 235H204V237L206 238ZM250 236H253V233ZM79 237L81 239H78ZM208 237L206 238V242L209 240ZM263 237H264V235H263ZM117 238H116V240H117ZM138 239H140V238H138ZM169 239H170V237H169ZM218 239L220 240L219 237H218ZM260 239H261V237H260ZM79 240H80V242H79ZM165 240L169 241L167 239H165ZM250 240H252V239H250ZM141 241L143 242V239ZM161 241H163V239H161ZM255 241L253 242L252 245L255 244V246H258V245L260 246L263 242L261 240H260V242L258 240H257L258 242L257 241L255 242ZM144 242H145V240H144ZM171 242L173 243V241H171ZM176 242L173 244H175V246H176L175 248H179V247H177L178 245H176L177 244ZM117 243L119 245V242H117ZM117 243H114V245H116ZM148 243H151V242L149 241ZM169 243H170V241H169ZM245 243H248V242L246 241ZM100 244H102V243H100ZM200 244H201V246L203 244L205 245V243H200ZM170 245H171V243H170ZM172 245L170 246L171 249L174 248V246H172ZM99 246H100V248H99ZM179 246H180V248L183 247V246L181 247V244ZM186 246L187 245H185L184 247L186 248ZM255 246H251V248L255 247ZM96 247H98V248L96 249ZM261 247H262V245L260 246V250H261ZM149 248H151V249H149L151 251L154 250V247L153 248L149 247ZM175 248H174V250H175ZM180 248L178 250H175V251L172 249L174 252L168 250L172 254L170 252H167V251H166L167 253L163 252L164 254L166 253L167 256L166 255L164 256V254L163 253L161 254L160 252H159L160 253V255H159L158 251H157L158 254L155 251L156 256H155V254L153 255V253H152L153 256H150L151 251H149V253H146V254H149L148 256L150 257V259H147L148 256L146 255V257H147L146 260H148V264H178V261L181 260V257L183 255V252H180L182 250ZM233 249H234V247H233ZM145 250H146V248H145ZM222 250H224V249H222ZM260 250H258V249H256L255 251L253 250L254 252L252 253L253 254L252 257H254L256 252H257V254L259 256L258 259H260V258L263 259L264 258V254H263L264 250L262 252H260ZM237 252H239V251L237 250ZM237 252L235 251V253H237ZM241 252H242V250H241ZM241 252H240V254H241ZM168 253H170V256L168 255ZM220 253H222V252H220ZM230 253H231V251H230ZM226 255H227V252L225 253V256ZM225 256H223L222 259H224ZM117 257L118 256H115L116 259H118ZM226 257H228V256H226ZM226 257H225V259H227V260L225 262L228 261L227 262L228 264H237L238 262H240V259L236 263L237 260L234 261V260H232L230 258H226ZM229 257H230V255H229ZM231 258H233V255ZM250 258H251V256H250ZM243 259L244 258H242V260ZM199 260H201V259H199ZM245 261L247 262V260H245ZM255 261H257V258ZM258 261H260V260H258ZM250 262L252 263L251 260L248 263H250ZM204 263L206 264V262H204ZM253 263H254V261H253ZM201 264H203V263H201ZM208 264H210V263H208ZM221 264H223V262ZM240 264H242V263L240 262Z\"/></svg>",
	"mask_w": 264,
	"mask_h": 264
},
{
	"label": "rangeland",
	"instance_id": "obj_2",
	"mask_svg": "<svg viewBox=\"0 0 264 264\" xmlns=\"http://www.w3.org/2000/svg\"><path fill=\"white\" fill-rule=\"evenodd\" d=\"M6 2H5V8L7 7V9H6V12H5V14H7V19H9L8 21H9V23H11L12 22V24L13 25H16V24H18L17 26H16V30L18 31V32H20V34H21V37H23V38H25L27 35V33L28 32H30V31H34V30H32V28L34 27V25L31 23V21H30V19H29V15L27 14V13H25V12H21V10L17 7V3H16V0H5ZM28 1V3H30V0H27ZM78 1H80V0H59V4H58V6L57 7H55V8H53V9H51V8H49V9H51V10H49V9H45L43 6H42V4H41V1L39 2H37V6L39 7V10H40V13L39 14H41L42 13V11H43V13L42 14H44V21L49 25V26H55V25H58L59 26V28H60V30L58 31V33L61 35V37L63 38V36L65 35V36H67V40H64L65 41V44H66V47H65V49L64 50H62V49H60L59 47V44H57V45H53L52 43H53V41L55 42V41H57V38H55L54 37V35L52 36L53 37V39L52 40H49V39H47V38H42V41L39 43V47H38V49H37V47H35V42H33V37H29L28 38V41H26L25 42V44H24V46H23V49L21 50L20 48H14V49H12L11 51H16L15 53H12L13 54V57H12V60L13 61H17V59H18V57H17V55L19 56V53H20V51H21V56H20V58H19V60H18V62H16L17 64L18 63H20V64H18L17 66H16V64H14L13 63V65H11V66H15L16 68H13V72H12V70H8V68H10L11 66L8 64L7 65V63H9V61H10V59H11V56H10V52H8L9 51V49L7 48V45L5 44V43H7V41H6V39H7V35L6 34H8V33H5V29H1L2 27H0V33H3V35H5L6 36V38H5V40H3V41H5V42H3V44L1 45V48L3 47V50H5L4 51V53H3V50H1V48H0V53H1V56L4 54L5 55V52H6V57H8V59H9V57H10V59L8 60L4 55V57L2 56V57H0V93L1 94H3V92H4V94H6L8 91H9V93H13L14 95H16L17 94V92L18 91H20L21 92V90H22V94L24 95V93H25V96L27 95V98H25V96H24V99L26 100V99H28V101L26 100V101H24V103H22V105H21V103H20V105H21V107L19 106V108H20V110L19 111H21V112H18L19 114H18V116L16 115V117H14L13 119H12V121H11V123H10V125H11V130H12V132L13 133H15V134H18L19 132H20V128L22 127V125H23V127L25 128V125H24V119H22V117L23 116H21V115H24V113H25V109H24V106H25V108H27L26 107V105L28 106V104H29V97L30 98H32V97H34V96H38V97H43L45 94L47 95H45L44 96V98H43V102H42V106L44 105L45 107V110H44V108H43V111H44V113L46 112V110H47V112H46V114L47 115H49L50 116V120L52 121V122H54L55 123V120H56V122H58V124H59V122H63V121H60V120H62L61 118V115L62 116H64L65 114H67V112H68V114L70 115L71 113H72V116H71V120H73V121H71L68 125H70L71 126V128L73 129H68L67 130V128L69 127L68 125H65V126H67V128H66V131L68 132V131H70V135H71V137L69 138V140L67 141L66 140V142H71V143H67V145H69L68 146V149H70V146L71 145H73V141H72V139L71 138H73V140H74V143H76V149L78 148V146H79V148L78 149H82L83 150V152L85 153V156H86V158L83 160L82 159V161H81V164H80V167L78 166L79 164H77V168L76 169H74L72 172V175L70 176V178L68 179V180H71V179H73L72 181H74V179H75V181H74V183H79L78 181L80 180L81 182L80 183H83L84 182V180L86 179V175H87V177H89V175L87 174V173H89L90 175H91V178L89 177V179L87 178L86 180H91L90 182H92V183H94L93 185L95 186V184H96V186H98L99 184H100V189L98 188L97 189V187H96V189L95 190H97V191H99V192H97V191H90V195H89V198H87V200L88 201H86V202H88V205H89V202H90V206L92 205V203L94 202H96V203H99L100 201H101V199H102V201L99 203V204H101V205H105L104 206V210H105V213H103V215L101 216V218L99 219V221H97V223L99 224V225H101L102 227L103 226H107V225H109L110 224V226L108 227L109 229L111 228V231L113 232L114 231V239L111 237L112 235H110V233L107 231V230H105V229H107V228H99V227H101V226H98V228L99 229H97L98 231L100 230V232L102 233V234H100L99 232L97 233V235L96 236H94V238H97V239H95V242H93L95 245H100V246H102L103 244V246L101 247V249L99 250L100 251V253L102 254V256L104 257L105 255L103 254L106 250H108V251H110V252H105L106 254L107 253H111L109 256L110 257H112V262H113V264H148V260H146V255L148 256L149 254H146V253H149V251H151V250H149V249H151V248H149V247H154V250L153 251H151V254H150V256H153L154 254H155V251H156V253H157V251H158V253L160 252L161 254L163 253V252H170V251H173L174 250V248L176 247L175 246V244H173V243H175L176 241H174V240H172L173 239V237H171L170 235L167 237V229L165 230L163 227H160L159 225H157V226H159V227H157L156 226V222L150 217V216H143V215H140V216H137V215H139V214H141V213H138V212H136L135 213V211H134V213H132V212H130L129 214L128 213H126L125 215L123 214L122 215V217L120 216V214L119 215H117L116 217H117V219H115V221H113L114 220V218H115V216L114 215H112V214H115L116 212H119V211H123V210H125L124 209V205L126 204V201L123 199L127 194H128V192H127V189H128V187H127V175L125 176L124 174H122L123 173V170H124V166H125V163H123V162H125V161H123V160H129V162L131 161V159H132V163H131V166L130 167H133V168H131V172H137L138 170V172H142L143 171V173L145 172V170L147 169V167H149L151 164H149V166H148V164H145V163H147L148 162V159H150V155L152 154V152L154 153V151L156 150H158L159 151V153H158V151H157V153H158V155H161V156H163L162 155V153H160V149H162L163 147H161V148H159L160 147V145H158V144H161L160 142H161V139H163V140H165L166 139V142H164L165 144H164V148L166 147V150L164 151V150H162V151H164L166 154H164L165 156H167V161L172 165H170L168 162H165V159L163 160L167 165H169L170 167H173V164H174V166H176V168L175 169H177L178 168V166H179V163L181 162V166H185V167H181V168H178V170L177 171H173V170H175V169H173L172 170V168H170L171 170V172L170 173H172V171H173V173L172 174H170L169 173V175H167L166 176V178H165V180H166V182L164 181H162V179H158V180H156V182L157 183H159L160 181L162 182H160V184H163V186H161L162 188H165V189H163V190H166V193H167V191H168V193H170V195L167 193V195L168 196H171L173 199V201H174V203H173V201H172V203L174 204V205H176L177 207V209L179 210L180 209V206L182 205V202H183V204L185 203L186 204V202L188 201V202H192V203H188L187 202V204H186V206L189 208H185V209H180L179 211L180 212H182V215L184 214V211L186 210L188 213H190V214H187V215H189L190 217H188L186 214L185 215H183L184 217H187L188 218V220H186L187 218H185V220L184 221H188L187 223H189V227L187 226V223L186 222H184V224H186V226H187V228L189 229V228H193V227H195V228H193V229H195V230H193L194 232H197V229H198V232L196 233V238H197V236L198 235H200V232H202V235L204 234H206L207 235V233H212L213 235L211 236V234L209 235V237L208 236H206V238L208 237V241L206 242V238L204 237V235H203V237L205 238H203L201 235H200V237H201V242L198 240V239H200V237L198 236V241L200 242V243H205V245L203 244L202 246H201V244L199 243H197V242H195L194 243V241H193V243H191V244H189L190 242H192V241H190L191 239H189L188 241H190V242H188L187 240H185L186 241V243L183 241V245H182V242L181 243H177L176 245H178L177 247H179L180 248V244H181V247L182 248H180V249H182L180 252H183V255H182V257H181V260H179L178 261V264H201V263H203V264H205L204 262H206V264H208V263H210V264H221L222 262H223V264L225 263H227V262H225L227 259H225V257L226 256H228V257H226V258H230V259H232V260H234V261H236V263L238 262V260L240 259V262L242 263V264H264V258L263 259H258L259 258V256H258V254H257V252H256V254H255V256L254 257H252L253 256V252L256 250V249H258V250H260V246L262 245V247H261V250H260V252H262L263 250H264V237H263V235H264V222L262 221L261 223L260 222H258V223H256L255 222V224H250L251 223V220H249L248 219V216H250V214L252 213H256V212H258V213H263L261 216L263 217L264 216V192H263V190L261 191L262 193H261V196L259 197H257L256 196V194L257 193H255V194H252V195H254V196H252V195H246L245 194V189H241L243 186H242V182L243 181H245V182H247V179H245L244 177H243V179L244 180H239V179H242L241 178V176H244V174H242L241 173V170H245L244 172H248V170L246 169V165L244 166V165H241V167H245V168H240V166H237L236 168H237V171H236V168L234 169L233 167V165L232 164H230V163H232V161H230V163H228L227 162V164H228V167H232L231 168V170H230V168H229V170H228V167H227V171L230 173V174H233L234 176H232L231 175V177L229 178V177H227V176H230V174H227L226 172H225V170L221 167V165H220V167L218 166V164L216 165L215 163H214V161L213 162H211L210 163V165L208 164L206 167H205V165L203 166L202 164H204L205 162H204V159L201 157V156H204V155H201L200 153H201V151H200V149H201V147H203V148H205L206 147V149H204V151L206 150L207 151V143L205 144V142H207L206 140H205V142H204V140H203V142H202V140H201V147H199V149L197 150V148L196 147H194V148H196L195 149V151H196V153L194 152V149H193V147H192V149H191V147L189 146V144L191 145V143H189L188 144V142L189 141H187V142H185L186 141V139H188V136L190 135V133H189V131L190 130H193V129H196L195 127L193 128L192 127V125L191 124H193V122L192 121H190V123L189 124H185L186 122H189L188 120L186 121V119H188L190 116H191V114L193 113L194 115H192V117L194 116L195 117V114H197L196 112H200V113H198V116H199V118H201V122L199 123L200 124V126H201V124L204 122V124H202V128H205V127H209L211 124H209L210 123V121L211 120H213V119H217V118H215V116H217V114L213 117V118H208L209 119V121H205L206 119H207V117H208V112H206V110L207 109H203V106H202V101L204 100L205 101V96L207 95V93H208V87H209V89H210V91H211V94L213 95H211L212 97H213V102L215 101L216 103H213V107H215V108H213L214 110H215V112L217 113V112H219V115L221 114L223 117H225L224 119L225 120H229V121H227L228 123H229V125L231 126L230 128H232L233 130L236 128V131L234 130H232L231 131V133H229L230 131H229V129H228V132H227V130H225L226 131V133H228L227 134V136L228 137H226L225 136V138H224V134L226 135V133L223 131V129H220L219 128V130L217 129V127H218V119L215 121V120H213L214 122H216V123H214V122H212L211 121V123H214V124H216L215 125V127H214V124H212V128H215L214 130L216 131V129H217V131L215 132V134H216V136H218V137H220L221 139H220V141H223V143H227L226 145H230L231 146V148H230V150H229V155L230 156H232L231 158H232V160H233V163H235V157H237V159L239 158L240 159V152L239 153H237L238 151H237V145L239 146H246V145H254L255 143H256V145L255 146H257L258 148H260L259 150H261V149H263V150H261L260 152H258L261 156H263V157H261V156H259L260 158H261V161H263L264 162V145H263V139H262V144L260 143L259 144V140H260V142H261V136H262V138L264 137V128H261L260 129V127H259V131L260 132H257V133H255L256 131H257V129H258V127L257 128H255L256 127V125L258 126V122L255 120H253V119H256V118H254L256 115L255 114H253V113H251L250 111H248V110H246L245 108H244V104H246V98H247V96H246V92H249V90H250V88L249 87H247V88H249V90H247V88L246 87H244L245 86V81H244V78H242V77H240L239 75H237L236 73V75H235V77H234V74L232 75V73H234V67L235 66H237L238 65V63H237V61L239 62V61H241L242 62V64L244 63L241 59L240 60H235L234 62H235V66L233 67L232 65L234 64H231V62L229 63V61H230V58H229V60H228V57H230L228 54H230L229 52H232V48L230 49V44H228L229 43V39H230V37L231 36H229V35H227V36H225V39H226V43L228 44H226V46L228 47H226L227 48V50L226 49H224V50H226V51H228L229 49L231 50H229V52H225L224 50H223V48H224V46H223V48H222V44L221 43H218L217 42V40H216V38L219 40V37L217 36V35H225L226 33V30H225V27H226V25L225 24H227V22L225 21H223L222 20V18H218V20L220 19V20H222L220 23H219V21L218 20H216V22H218L219 24H217L216 22L214 23V27H216V28H214V27H212V30H211V28H209L210 30V32L209 33H207V34H209V36H210V38L211 39H215L214 41L215 42H217L218 43V46L220 45L221 46V48H220V50L219 51H221V52H223V53H221L223 56L225 55L226 56V58H225V62H228L229 64H228V67H230L231 68V66H232V70L230 71L231 72V75H232V78H233V80H234V82H236V83H241V84H244L243 85V88L244 89H242L241 88V86L242 85H240V88L238 89V91H235L234 92V89L233 88H231L230 86H229V84H226V82H225V78L223 77V78H221L220 79V77H222V75L221 76H219V74H218V76L216 77V75H214V78H213V74H211L210 75V77H208L209 76V71L208 72H206V66L204 65L205 63H204V61H202L199 57V59L198 58H196L197 57V54H193V53H195L194 52V43H193V39H192V43H193V45H192V43H190V41H188L189 39H190V37L188 38V36H187V34H186V36L185 37H183V40H186V41H184L183 43H186L185 45H183L182 44V42H179V44H178V42L176 43V48L177 49H175V51L178 53H176L177 55L176 56H178V57H176V61H177V59H178V63L180 62V66H184L183 68H187L189 65H191V63H192V67L193 66H195L194 68L196 69V71H197V73H199L198 75H199V78L201 79H199V81H198V79L195 81V83L197 84V85H199L198 87H199V89H198V87H196V86H194V87H196V88H194L195 90V93L197 94V97H196V99L195 100H200L201 98L200 97H202V98H204V99H201L202 101H201V103H200V101H198L199 103H196L197 104V106H195L196 108H198V109H200L199 107H202L201 108V110L199 111V110H197V109H195V112H193L194 110L191 108V106H193V108H195L194 107V104L190 101L189 102V98H186V96H182V98H183V100L181 99V101L179 100H175V98L174 97H172L171 98V96L169 97H167L168 99H171V100H168L167 98L165 99H163V103H165L164 105H166V106H164L163 105V103H162V106L160 107V110L162 111H157L158 112V115H159V113L161 112L163 115H165V118L163 117V116H161L162 118H163V120L164 119H166V118H168V120L170 119V118H176V119H174V121H172V120H170V122L169 121H167V119L166 120H164L166 123L165 124H168V123H170V125L171 126H177L176 127V130H178L177 131V133H179L180 131H182V130H184V132L185 133H183L184 134V136L183 137H185L186 139L183 141V137L181 138V136H180V134H175V132H176V130H175V127L173 128H171L170 127V125L168 124L167 126L165 125V127H164V129H159V131H157V132H155V133H148L149 131H144L143 129H141L140 131V134L139 135H136V134H134L133 132L131 133V136L132 135H134V137H130V138H128L127 140L128 141H125V142H121L122 144L120 145V146H118L117 148H115V147H113V148H109L110 147V141L107 139V136L106 137H104L105 136V134L103 133H101V128L102 129H106L108 126L107 125H109L110 124V122L111 121H113V120H111V119H109V118H105L106 120H104V118H102L101 120L103 121H101L100 123L99 122H95L94 123V121L98 118V115L97 114H95L96 112H93L94 110H93V108H91V104H92V102H94V103H98V102H100V103H98V104H101L102 103V101L103 100H108L110 97L109 96H107V97H105L106 96V94L107 95H109L108 94V92L106 91L107 89H103L102 88V81L100 80H95L94 79V76L93 75H90L89 76V72L91 71V70H93V68L94 67H97V59H100V57L102 58V57H104V58H102V59H105V58H108L107 56H108V53H109V51L107 50V47L106 46H104V44H105V42H98V41H96L97 43L96 44H98L99 45V47L96 45L95 46V48H97V50H99L98 52H100L99 54H98V56H94V54H92L93 52L92 51H90L91 49H89V48H87L86 46H88V45H84V44H82V42L84 41V35L83 34H86V32H84V30L86 31V30H88V29H90L89 28V26L90 27H95V26H97L96 24H94V23H92L93 25H91V23L90 22H88V20H87V18L84 16V14H83V12L80 10V8L78 7ZM126 1H128V0H125V2ZM132 0H130L128 3L130 4H132L133 2H131ZM142 1V0H141ZM147 1V0H146ZM166 1H168V0H166ZM151 2V3H150ZM169 2H171L170 4H169ZM173 2V3H172ZM149 3V4H148ZM148 5L147 6H151V4L153 3V6H155V2H154V0H148ZM169 5H171L172 7H174V5H175V7H177L178 8V6L177 5H179V4H177V3H179V0H176V1H174V0H169L168 2H167ZM31 4V3H30ZM36 4V3H35ZM40 6H39V5ZM62 4V5H61ZM128 4V5H129ZM130 4V5H131ZM124 5V4H123ZM125 5L127 6V2L125 3ZM126 6H124V7H126ZM149 6V7H150ZM42 7V8H41ZM157 7V6H156ZM174 7V9H176ZM44 8V9H43ZM126 8H129V6L128 7H126ZM151 8H152V6H151ZM150 8V9H151ZM154 8V7H153ZM152 8V9H153ZM158 8V7H157ZM157 8H155L157 11H158V9ZM41 9H42V11H41ZM156 10H153L154 11V14L155 15H157V16H155V17H160L159 16V14L157 13V11ZM132 11V10H131ZM153 11H150L151 13H153ZM175 11H177V9L175 10ZM156 12V13H155ZM132 13V12H131ZM131 13H128V14H130V17H132V19H134V17L133 16H137V14H133V13H135V11L131 14ZM127 14V15H128ZM178 14V13H177ZM131 15H133V16H131ZM50 16V17H49ZM177 16V15H176ZM0 17H2V14H1V12H0ZM145 17V16H144ZM178 17H182V15L181 14H178V16H177V18ZM180 18H178L177 20L180 22V23H182V22H184V23H182V25H184V26H186L185 25V21H183V18H181V20H180ZM52 19V20H51ZM155 19H157V18H155ZM154 19V20H155ZM151 21V22H148V27H145V29H146V32H150V31H152V30H150V29H153L154 31H153V33H154V35H156L157 37L158 36H160L161 35V30L158 28V30H157V27L156 26H158V25H156L157 24V22H155V21ZM0 21H1V18H0ZM3 21V20H2ZM1 21V22H2ZM240 20H238V22H239ZM0 22V23H1ZM4 22V21H3ZM155 22V23H154ZM224 22V23H223ZM28 23H30V25L28 24ZM2 24V23H1ZM4 24V23H3ZM150 24V25H149ZM155 24V25H154ZM218 25V26H215V25ZM239 25L240 24H245V22L244 21H241V22H239L238 23ZM86 25H88L87 27H86ZM95 25V26H94ZM154 27H153V26ZM223 25V26H222ZM1 26V25H0ZM4 26H5V24L3 25V28H4ZM220 26V27H219ZM241 26H244V25H241ZM86 27V29H84ZM156 27V28H155ZM159 27V26H158ZM96 28V27H95ZM221 28V29H220ZM224 28V29H223ZM208 29V28H207ZM214 29H215V31H214ZM4 30V31H3ZM93 30V29H92ZM220 30V31H219ZM223 30V31H222ZM1 31H3V32H1ZM84 32V33H83ZM216 32H218V34H216ZM231 32H233V31H231ZM224 33V34H223ZM101 34L103 35L104 34V31L103 32H101ZM148 34H150V33H148ZM158 34H160V35H158ZM214 34H215V36H214ZM231 35H232V33H230ZM3 35H1L0 34V36L2 37V38H4L5 36H3ZM84 36V37H83ZM104 36L106 37V34H104ZM103 36V37H104ZM208 36V35H207ZM228 36H229V38H228ZM162 37H163V35H162ZM162 37H158V38H162ZM227 37V38H226ZM164 38V37H163ZM162 38V39H163ZM185 38V39H184ZM103 39H106V38H103ZM161 39V40H162ZM181 40V39H180ZM191 40V39H190ZM228 40V41H227ZM35 41V40H34ZM164 40H162V41H160V42H162L161 43V46L162 47H167L166 45H167V42H163ZM182 41V40H181ZM191 44V45H190ZM3 45H6V46H3ZM85 47H84V46ZM165 45V46H164ZM182 46L181 48L179 47V46ZM188 45H190L189 46V48H188ZM101 46H102V48L104 47H106L105 49L103 48H101ZM185 46V47H184ZM186 49H184V48ZM190 47H192V48H190ZM260 47H262V46H260ZM5 48V49H4ZM7 48V49H6ZM58 48H59V50H58ZM85 48V49H84ZM164 48V49H165ZM20 49V50H19ZM37 49V50H36ZM56 49L58 50V52L56 51ZM88 49V51H86ZM101 49V50H100ZM179 49V50H178ZM192 50V51H188V50ZM81 50H83V52H81V54L79 53V51H81ZM84 50H85V53H84ZM154 50V49H153ZM167 52H168V50H167V48L165 49ZM183 50V51H182ZM184 50L185 51H187L188 52V54H189V56L191 55V56H193V55H195V56H193V58H196V59H198V60H196V61H194V60H192L193 58L192 57H190V59H189V56H188V54L186 55V53L187 52H184ZM262 50L263 49H261V53H262ZM60 51V52H59ZM90 51V52H89ZM135 51H137V53H138V49H136ZM155 51V50H154ZM153 51V53H152V55H154L155 56V52ZM166 51H164L165 53H166ZM18 52V53H17ZM74 52H75V54H74ZM77 52V53H76ZM89 52V53H88ZM92 52V53H91ZM97 52V51H96ZM97 52V53H98ZM181 52H183V53H181ZM225 52V53H224ZM3 53V54H2ZM79 53V57H80V59H81V61L82 60H84V59H88L89 61H87V63H86V61L84 62H82V64H81V67H82V69L84 70V72H86V75L87 76H82L83 78H81L82 80H83V82H82V80H76V84L75 83H72V85L71 84H68L67 85V87L66 86H64L63 88L61 87V88H59L60 86H61V84H64L65 85V80L63 81V78L61 79V76H56V75H54V74H52V75H50L51 73H53V72H56V68L58 67H61L60 66V64L61 63H64L65 61L64 60H66L67 61V59L70 57V56H76L77 54ZM84 53V54H83ZM191 53V54H190ZM16 54V57L14 56ZM72 54V55H71ZM83 54V55H82ZM102 54V55H101ZM183 54V55H182ZM70 55V56H69ZM82 56V58H81V56ZM91 55V59L90 58H88L89 56ZM93 55V56H92ZM103 55H105V56H103ZM67 56H69L68 58H67ZM78 56V55H77ZM181 56H183V57H181ZM22 57V58H21ZM84 57V58H83ZM185 57L187 58V59H185ZM251 57L252 56H250V60L249 61H247L248 62V65H249V68H252V67H250V65H251V63L253 62L252 60H253V57H252V60H251ZM2 58V59H1ZM4 58H6V60L4 61ZM92 58H93V63H92ZM184 60H183V59ZM192 58V59H191ZM16 59V60H15ZM154 59H155V57H154ZM249 59V58H248ZM167 60V59H166ZM168 60H169V58H168ZM167 60V62H169ZM186 60V61H185ZM200 60V61H199ZM227 60V61H226ZM62 61H64V62H62ZM91 61V62H90ZM156 61V59L154 60V63H156L155 62ZM184 61V62H183ZM257 61V60H256ZM58 62H60V64L58 63ZM187 62V63H186ZM197 63V64H193V63ZM201 62H203V65H202V63ZM241 62L239 63V64H241ZM91 63V64H90ZM153 63V64H154ZM182 63V64H181ZM86 64V65H85ZM183 64H186V65H183ZM57 65H59V66H57ZM156 65V64H155ZM154 65V67H156V69H157V65L155 66ZM201 67H200V66ZM247 65V64H246ZM9 66V67H8ZM171 66V65H170ZM186 66V67H185ZM197 66V67H196ZM203 66V67H202ZM204 66H205V68H204ZM252 66V65H251ZM56 67V68H55ZM113 68H115V65H113L112 66ZM11 68V69H12ZM58 68H57V70H58ZM200 68V69H199ZM204 68V69H203ZM234 68V69H233ZM55 69V70H54ZM188 69H191L190 68V66H189V68H187V70ZM202 69V70H201ZM53 70V71H52ZM203 71V72H202ZM233 71V72H232ZM201 72V73H200ZM207 73V75H206V73ZM172 73V72H171ZM169 73V76H170V78H171V83L172 84H170V86H172L171 88L173 89H176V91H178L177 89H178V87L176 88V86L178 85L179 86V81H177L178 83H175L176 82V79H177V77L172 73ZM16 74V75H15ZM18 75V76H17ZM47 75H49V77L47 76ZM203 75V76H202ZM204 75H205V77L206 78H204ZM56 76V78H55V83H56V80H60V81H58V83H56V84H53L54 83V81H52V79L54 78ZM113 76H115V75H113ZM117 76V75H116ZM172 76V77H171ZM173 76H175L176 77V79H175V77H173ZM42 77L44 78V80H41L42 79ZM51 77V79H50V81H48L49 80V78ZM53 77V78H52ZM189 79H188V78ZM202 77V78H201ZM239 77L241 78V79H239ZM48 78V79H47ZM60 78V79H59ZM209 78V79H208ZM259 77H257V79H258ZM15 79H17V80H15ZM184 79L186 80H184L186 83H183L184 85L183 86H185L186 87V85L189 83V84H191V83H194V82H192L193 80L190 78V75L188 74L186 77H184ZM191 79V81H189L188 82V80H190ZM203 79V80H202ZM211 79V80H210ZM212 79H214V80H212ZM219 79H220V81H219ZM236 79V80H235ZM248 78H246V80H247ZM263 79V78H262ZM261 78H259L258 80L260 81V80H262ZM15 80V81H14ZM224 80V81H223ZM237 80H239V82L237 81ZM256 81V79H255V82L253 81V83H254V85H253V83H251L253 86V88H252V90L254 89V87L256 88L255 90L256 91H251V95L254 97H257V93H258V96L260 95V96H262L261 98L263 99L264 98V79H263V81H262V86H261V84H259L260 82L259 81ZM44 81H46V82H44ZM183 81V82H184ZM201 81V82H200ZM211 81H214V84H213V82H211ZM219 81V82H218ZM14 82L15 83H18V84H14ZM43 82H44V84L46 83L47 85L45 86L44 84H43ZM49 82H52V84L51 85H53V86H55V89L56 88H58V91H56L55 93L54 92H52V90L50 89V88H52L53 86H51L50 84L48 85V83ZM61 82V83H60ZM101 82V83H100ZM125 83H127L126 81H124ZM205 82V83H204ZM209 82V83H208ZM217 82L218 83H222V85L219 87V85L217 84ZM243 82V83H242ZM258 82V83H257ZM42 83V84H41ZM204 83V84H203ZM255 83H257V85H255ZM20 84V85H19ZM35 84V85H34ZM39 84V85H38ZM75 84V85H74ZM203 85V87L205 88V89H203V87L201 88V86ZM205 84H208L207 86L205 85ZM215 85V86H211V85ZM16 86V89H11V88H14L15 86ZM19 85V86H18ZM98 87V86H100L101 85V87H100V89L99 88H97L96 86ZM121 85H123L122 83L121 84H119V86H121ZM219 87H217V86ZM226 85L227 86H229L228 88L229 89H227V92H225L224 93V91L226 90L225 88H227L226 87ZM259 85V86H258ZM14 86V87H13ZM39 88H38V87ZM51 86V87H50ZM93 86H95L94 88H93ZM223 86V87H222ZM225 86V87H224ZM10 87V88H9ZM18 87H19V89H18ZM44 87H45V89H44ZM48 87H50L49 89H48ZM93 88V89H90V88ZM117 88V86H114V88L113 89H116ZM185 87H183V88H185ZM212 87V88H211ZM214 87V88H213ZM216 87V88H215ZM222 87V88H221ZM260 87V88H259ZM8 88V89H7ZM86 88V89H85ZM97 88V89H96ZM220 88H221V90H220ZM262 88V89H261ZM10 89V90H9ZM21 89V90H20ZM81 89V90H80ZM172 90V92H174L175 94L177 93L178 94V92H175V90ZM217 89H219L218 90V92H217ZM233 89V90H232ZM5 90L7 91V92H5ZM57 90V89H56ZM78 90V91H77ZM84 90V91H83ZM198 90H200V92L198 91ZM205 90V91H204ZM214 90H216L215 92L216 93H218V94H215V92H214ZM223 90V93H224V96H223V93L222 92H220V91H222ZM232 90V91H231ZM11 91V92H10ZM14 91H17V92H14ZM25 91V92H24ZM43 91V92H42ZM44 91H46V92H44ZM76 91V92H75ZM107 93H106V92ZM201 91H204V93H202ZM210 91H209V93H210ZM242 91H244V92H242ZM41 92V93H40ZM82 92H83V94H82ZM85 92V93H84ZM86 92H87V94H86ZM207 92V93H206ZM219 92L222 94V96H219V95H221V94H219ZM256 92V93H255ZM261 92V93H260ZM16 93V94H15ZM19 93V92H18ZM47 93H49V96H48V94ZM52 93V94H51ZM231 93V94H230ZM237 93H238V95H237ZM240 93V94H239ZM253 93V94H252ZM38 94V95H37ZM40 94V95H39ZM42 94V95H41ZM70 94V95H69ZM77 94H81L80 96L81 97H84V95H85V97L84 98H82V102H84V105H86V103L89 105V103L91 102L90 100H93L92 102H91V104L88 106H83V103L82 104H79V106L81 107V109L79 108V107H77V104L74 102V100H75V97H77L78 95ZM100 94H101V96L103 97V98H105V99H103L101 96H100ZM105 94V95H104ZM204 94V95H203ZM225 94H226V97H225ZM236 96H235V95ZM256 94V95H255ZM72 95L74 96V98L72 97ZM76 95V96H75ZM233 95H234V97H233ZM246 97H245V96ZM29 96V97H28ZM97 96H98V98H97ZM146 95L144 94V97H145ZM218 96V97H217ZM231 96V97H230ZM245 100H243L241 97ZM259 96V97H260ZM45 97L47 98V99H45ZM62 97H64V99L62 98ZM98 99V101H97V99ZM99 97H101L103 100H101ZM148 97V94H147V96H146V98ZM150 97V96H149ZM148 97V99H146V98H144L145 100H142L143 102H141V107H140V110L139 111H141V110H143V111H141V113L143 112V113H146L147 112V115H148V110H149V114H152V105H150V106H148L149 105V103H151V100H152V96L149 98ZM222 98V99H219V98ZM258 97V98H259ZM35 98V97H34ZM66 98V99H65ZM174 98V99H173ZM226 98V99H225ZM231 98V99H230ZM238 98V99H237ZM45 99V100H44ZM73 100V103H72V100ZM83 99H84V101H83ZM95 99V100H94ZM186 99V100H185ZM188 99V100H187ZM233 99V100H232ZM235 99V100H234ZM241 100V102H240V100ZM61 100V101H60ZM71 100V101H70ZM191 100V99H190ZM227 100H228V102H227ZM230 100V101H229ZM238 101L240 104L241 103H243V105L241 104V109H239V122H238V124L236 123V122H234V120H233V118H234V116H232V114H230V111H231V113L233 112L232 111V108H233V110H234V108H235V106L233 105V104H235L236 102L235 101ZM62 101H67V103H68V107H69V110H68V107H66L65 106V103H63ZM96 101V102H95ZM145 101V102H144ZM149 101V102H148ZM167 101H168V103H167ZM171 101H172V103H171ZM173 101H174V103H173ZM176 101V102H175ZM185 101V102H184ZM222 101V103H219V102H221ZM225 101V103L223 104V102ZM243 101V102H242ZM263 101H264V99H263ZM181 102H184L185 103V105H184V103H181ZM187 102H188V104L190 105H188L187 104ZM63 103V104H62ZM94 103H93V105H94ZM146 103H147V105H146ZM167 103V104H166ZM178 103L180 104V105H178ZM205 102H203V104H204ZM264 103V102H263ZM152 104V103H151ZM175 104H176V106H175ZM193 104V105H192ZM195 104V105H196ZM200 104H201V106H200ZM215 104V105H214ZM222 104V105H221ZM230 104V105H229ZM61 105V107H59ZM146 105V106H145ZM167 105H168V107H167ZM259 105H260V110H259V107L257 108L258 110V112H260L261 111V113L262 114H264V108H262V107H264V104L262 105V103H259ZM169 106H170V108H169ZM173 106H175L176 108H177V106H179L177 109L175 108V107H173ZM181 106V107H180ZM183 106V107H182ZM199 106V107H198ZM222 106V107H221ZM225 106V107H224ZM230 106V107H229ZM76 107V109H74ZM90 107V108H89ZM148 108V109H143V108ZM163 107V108H162ZM168 109H167V108ZM173 109H172V108ZM42 108H41V110H42ZM57 108H58V110H59V112H58V114H57ZM65 108V109H64ZM67 108V109H66ZM82 108H83V110H82ZM84 108L86 109V110H84ZM150 108V109H149ZM166 108V109H165ZM189 108V109H188ZM190 108H191V110H190ZM222 108L224 109V110H226V113H225V111H223L222 110ZM226 108H229V109H226ZM262 108V109H261ZM64 109V111H63V113H65V114H63L62 113V111L61 110H63ZM71 109H72V112H71ZM74 109V110H73ZM79 109V110H78ZM165 109V110H164ZM170 109V110H169ZM174 109H176L175 111H174ZM185 109V112L186 113H183L184 114V116L185 117H187V118H183V120H178L177 119V114L178 113H180V114H182V111ZM203 109V110H202ZM217 109H219V110H217ZM231 109V110H230ZM67 110V111H66ZM77 110V111H76ZM82 112H81V111ZM167 110V111H166ZM169 110V111H168ZM180 110V111H179ZM197 110V111H196ZM205 110V111H204ZM263 110V111H262ZM22 111H24V113H22ZM42 111V112H43ZM66 111V112H65ZM164 111V112H163ZM178 111V112H177ZM227 111H228V114H227ZM243 113H242V112ZM246 111V112H245ZM247 111H248V113L250 114H248L247 113ZM55 112V113H54ZM76 112V113H75ZM184 112V111H183ZM192 112V113H191ZM206 112V113H205ZM223 112H224V114H223ZM258 112H256V114L258 113ZM61 113V114H60ZM73 113H75V115L73 114ZM170 113V114H169ZM174 113H175V115H174ZM189 113H190V115H189ZM241 113H242V115H241ZM261 113H258L259 115H261ZM52 114H54L53 116H51ZM60 114V115H59ZM154 114V113H153ZM153 114L151 115V116H149V117H151L152 118V120H153ZM166 114H167V116H166ZM183 114H182V116H183ZM200 114V115H199ZM207 114V117L205 116V115ZM225 114L227 115V116H225ZM248 114V117L246 116ZM252 114L254 115L253 117H252ZM56 115V116H55ZM158 115L156 116L155 114H154V118H155V116H156V118L158 117ZM186 115H188V116H186ZM220 115V116H221ZM258 115V116H259ZM0 116L1 117H3V118H7V116H9V114L7 115V112H6V110H4V111H2V113H0ZM74 116V117H73ZM77 116V117H76ZM143 116V117H142ZM170 118H169V117ZM173 116V117H172ZM174 116H176V117H174ZM183 116V117H184ZM202 116V117H201ZM221 116V117H222ZM230 116H232V117H230ZM262 116V115H261ZM53 117L54 118H58V119H53ZM122 117H126V115H120V117L119 118H122ZM146 117V116H145ZM159 117H160V115H159ZM192 117L191 118H189L190 120L192 119ZM242 117V118H241ZM247 117V118H246ZM262 117H264V116H262ZM24 118V117H23ZM60 118V119H59ZM139 119H138V121H140L141 122V120H142V122L143 121H145V119H144V115H141V116H139L138 117ZM155 118V119H156ZM196 118V117H195ZM204 118V119H203ZM206 118V119H205ZM241 118V119H240ZM246 118V119H245ZM249 118V119H248ZM251 118V119H250ZM154 119V120H155ZM181 119V118H180ZM207 119V120H208ZM45 120V119H44ZM44 120H43V122H44ZM58 120V121H57ZM111 120V121H110ZM185 120V121H184ZM233 122H232V121ZM241 120V121H240ZM251 120V121H250ZM253 120V121H252ZM75 121V122H74ZM97 121V120H96ZM115 121V120H114ZM137 121V120H136ZM179 121V122H178ZM180 121H183V122H180ZM198 121H199V119H198ZM248 122V124L251 122V125L253 126L252 128L251 127H249L248 125H246L245 123L246 122ZM92 122V123H91ZM171 122L173 123V125L171 124ZM192 122V123H191ZM206 122H209V123H206ZM243 122H245V123H243ZM253 122V123H252ZM53 123V124H54ZM99 123V124H98ZM114 123H116V124H118L119 122L117 121H115ZM137 123V122H136ZM139 123V122H138ZM175 123V124H174ZM179 124V123H181V124H185V127H184V125H182V126H180L181 124H179V125H176V124ZM234 123V124H233ZM243 123V124H242ZM256 123V124H255ZM263 123H264V121H263ZM62 124V123H61ZM72 124V125H71ZM76 124V125H75ZM98 124V125H97ZM209 124V125H208ZM239 124H241L240 126V129H237V128H239ZM247 126V130L245 129L246 127H245V125ZM74 125V126H73ZM89 125H91V126H89ZM191 127H190V126ZM244 125V129H243V126ZM77 126V127H76ZM86 126V127H85ZM179 126V127H178ZM189 127V129L187 128V127ZM60 127L61 128H64V126L62 125H60ZM98 127H100V128H98ZM180 127H182V128H180ZM208 127L205 129V130H207L208 129ZM64 128V129H65ZM70 128V127H69ZM84 128V129H83ZM89 128V129H88ZM96 128V131L94 130ZM184 128V129H183ZM193 128V129H192ZM210 128V127H209ZM250 128L252 129V131H253V129H256L254 132H252L251 130H250ZM167 129V130H166ZM182 129V130H181ZM187 129V130H186ZM74 130H75V132L76 133H74ZM83 130V131H82ZM164 130H165V132H164ZM173 130V131H172ZM174 130H175V132H174ZM180 130V131H179ZM197 130L198 129H196V130H193L194 132H196V133H198V134H200V132H199V130H198V132H197ZM220 130H222V131H220ZM231 130V129H230ZM241 130H243V131H241ZM71 131H73V133L71 132ZM78 131V132H77ZM82 131V132H81ZM192 131V132H193ZM220 131V132H219ZM248 131H251V133L250 132H248ZM62 132H64L63 130L61 131V133ZM89 132V133H88ZM146 132H147V134H146ZM162 132V133H161ZM183 132V131H182ZM191 132V131H190ZM193 132V133H194ZM217 132H218V134H217ZM224 132V134H222V133ZM237 132H239L238 133V135H237ZM242 132H243V135H242ZM66 132H64V133H62V134H65ZM145 133V134H144ZM181 133V132H180ZM221 133V134H220ZM234 133V135H232ZM247 133V134H246ZM260 133V134H259ZM83 136H82V135ZM89 134V135H88ZM101 134V135H100ZM162 134V135H161ZM166 134V135H165ZM220 134V135H219ZM231 134V135H230ZM251 134V135H250ZM252 134L254 135L253 136V138H251L252 137ZM66 135H69L68 133H66ZM88 135V136H87ZM104 135V136H103ZM136 135V136H135ZM142 135V136H141ZM144 135V136H143ZM159 135H160V137H161V139H160V137H159ZM172 137H171V136ZM175 135H177V136H180V138L179 137H174ZM181 135H182V133H181ZM185 135H187V136H185ZM250 135V140L252 141L251 143H253L254 142V144H250V142L248 141L249 140V138L248 139H246V137L247 136H249ZM258 135H260V137L258 136ZM104 137V139H102L103 137ZM137 136H138V138H137ZM155 136V137H154ZM162 136H164V137H162ZM237 136H239L240 137V139H239V137L237 138ZM246 136V137H245ZM257 136V137H256ZM75 137V138H74ZM141 137V138H140ZM159 137V138H158ZM166 137V138H165ZM168 137V138H167ZM171 137V138H170ZM256 137V138H255ZM78 138H81V141L78 139ZM87 138H89V140L87 141ZM156 138V139H155ZM179 138V139H178ZM228 138V139H227ZM78 139V140H77ZM85 141H84V140ZM106 139V140H105ZM156 140L155 141V143H157V145L154 143V141H152V140ZM160 139V140H159ZM170 141H169V140ZM181 139V140H180ZM230 139V140H229ZM257 139H259V140H257ZM25 140L26 139H24V142H25ZM71 140V141H70ZM78 142H77V141ZM90 140H92V142L90 141ZM159 140V141H158ZM174 140V141H173ZM229 140V141H228ZM256 140V141H255ZM89 141L91 142V144L89 143ZM105 141H107V142H105ZM150 143H149V142ZM167 141L169 142L168 144H170L169 146L170 147H172V148H169V146L167 145ZM176 141H177V143H176ZM180 141H182V142H180ZM226 141V142H225ZM233 141H235V142H233ZM237 141H239V142H237ZM244 141V142H243ZM246 141H248V144H245L244 145V143H246ZM27 142V141H26ZM26 142H25V146H26ZM84 142H86V143H84ZM153 142V143H152ZM231 142V143H230ZM243 142V144L241 145V143ZM79 143V144H78ZM84 143V144H83ZM104 143H106V144H104ZM146 143H149V144H146ZM175 143H176V145H175ZM178 143H180V144H178ZM181 143H182V145H181ZM187 145H186V144ZM202 143H204V146L202 145ZM220 143H222V142H220ZM220 143H219V145H220ZM223 143H222V145H223ZM232 143H234V144H232ZM77 144H78V146H77ZM80 144H83V145H81L80 146ZM89 144H90V149H89ZM154 145V147H153V145ZM172 144V145H171ZM237 144V145H236ZM179 146V147H177L176 148V146ZM234 145H236V146H234ZM261 147H260V146ZM74 146V145H73ZM72 146V147H73ZM86 146H88L87 147V149H86ZM223 146H225V145H223ZM190 147V148H189ZM235 147V148H234ZM128 148H132L131 150H127ZM156 148V149H155ZM173 148H175V149H177V150H175V149H173ZM180 148V149H179ZM187 148V149H186ZM189 148V149H188ZM202 148V149H203ZM73 149H75L74 147H73ZM72 149V150H73ZM75 149V150H76ZM80 149V150H81ZM86 149V150H85ZM134 149V150H133ZM201 149V150H202ZM236 149V150H235ZM74 150V151H75ZM81 150V151H82ZM85 150V151H84ZM126 150H127V152H126ZM133 150V151H132ZM151 150V152H149V154H148V151H150ZM172 151L174 154H172L171 152L169 153L168 151ZM179 150H181V151H179ZM187 150V151H186ZM189 150L191 151V152H193V153H195L194 155H196L197 153L199 154H197V156H196V159H194V157L192 158V157H190L189 158V156H192V155H189V154H191L190 152H189ZM70 151H71V149H70ZM128 151H130L131 153L132 152H134V153H130L129 152V155H128ZM156 151H155V153H156ZM161 151V152H162ZM175 151V152H174ZM178 151V152H177ZM184 151V152H183ZM200 153H199V152ZM231 151V152H230ZM237 151V152H236ZM263 151V152H262ZM77 152H78V150H77ZM83 152H81V153H83ZM125 152L127 153V154H125ZM163 152V153H164ZM182 152V153H181ZM234 152V153H233ZM79 153V152H78ZM83 153V154H84ZM146 155H145V154ZM156 153V154H157ZM169 153V154H168ZM189 153V154H188ZM263 153V154H262ZM128 155V156H126L125 157V155ZM170 154H172V155H170ZM181 154V155H180ZM184 154H186V155H184ZM203 154V153H202ZM237 154H239V157L237 156ZM258 154V155H259ZM79 155H80V153H79ZM131 155V156H130ZM133 155V156H132ZM147 155H149V156H147ZM157 155V156H158ZM176 155V156H175ZM186 157H184V156ZM187 155H189V156H187ZM201 155V156H200ZM236 155V156H235ZM82 156V155H81ZM160 156V157H161ZM168 156H170V159H168ZM174 156V157H173ZM179 158H178V157ZM198 156H200L202 159H200V157L199 158H197ZM124 157L125 158H128V159H124ZM130 157H133V158H131L130 159ZM139 157V158H138ZM147 158V157H149V158H147V161H145V159L144 158ZM212 157H213V155H212ZM211 157V158H212ZM166 158V157H165ZM171 158H174V159H171ZM182 158V159H181ZM187 158H188V160H187ZM205 158V157H204ZM183 159H184V161H186V162H183ZM197 160V161H200V165H199V163L197 162V165H196V162H195V165L193 164V166H197V169H196V167H195V171H193L194 170V167L191 165L194 161L193 160ZM198 159H200V160H198ZM205 159H207V157L205 158ZM237 159H236V162H237ZM191 160H192V162H191ZM202 160V161H201ZM221 160H223V159H221ZM123 161V162H122ZM177 161V162H176ZM179 161V162H178ZM206 161V160H205ZM239 161V160H238ZM133 162H134V164H133ZM144 162V163H143ZM175 162V163H174ZM188 162V163H187ZM201 162H203L202 164H201ZM173 163V164H172ZM183 163V164H182ZM191 163V164H190ZM123 164V165H122ZM185 164V165H184ZM206 164H207V162H206ZM212 164L214 165V167L212 166ZM237 164V163H236ZM133 165V166H132ZM143 165H145L144 167H143ZM198 165H199V168H198ZM154 166V164H152V166H150V167H152V168H154L155 169V167H153ZM186 166H189L188 168H186ZM211 166V168H209V167ZM216 166H218V167H216ZM76 167V166H75ZM191 167V168H190ZM192 167H193V169H192ZM212 167L213 168H216L215 169V172H216V174H218L217 175V177H215L216 176V174L214 173H212L213 171H212ZM79 168H81V170H79ZM122 168H123V170H122ZM144 168V169H143ZM184 168L185 169H187V171L186 170H184ZM220 168H222V169H220V170H222V172L219 170ZM238 168H239V170H238ZM121 169V170H120ZM191 169H192V171H191ZM200 169V170H199ZM232 169H234V170H232ZM85 170V171H84ZM119 170V171H118ZM208 170H210V174L208 173V176H206V174H205V171H207V172H209ZM214 170V169H213ZM217 170V171H216ZM219 170V171H218ZM223 170H224V172H223ZM264 170V166H263V169H262V171ZM87 171V172H86ZM89 171V172H88ZM199 171V172H198ZM235 171H236V174H235ZM241 173V174H239V172ZM81 172H82V175H81ZM84 172H86V173H84ZM93 172V173H92ZM195 172V173H194ZM243 172V171H242ZM191 173H193V174H191ZM237 173H238V175H237ZM262 173V172H261ZM86 174V175H85ZM184 174L186 175V176H184ZM223 174V175H222ZM227 174V175H226ZM187 175H189L190 177H189V179L192 181V182H194V184L192 183V182H190V180L188 181L189 183H190V187H191V185H193V187H191V188H189V185H187L188 184V182H186L185 183V180L187 181L188 180V178H187ZM192 175V176H191ZM197 175V177H195ZM209 175H210V177H209ZM215 175V176H214ZM262 175H264V171H263V174ZM81 176L83 177V178H85L84 180H83V178H81ZM85 176V177H84ZM128 176H129V174H128ZM184 176V177H183ZM204 176V177H203ZM207 178H206V177ZM211 176H214L215 178H212ZM221 176V177H220ZM224 176V177H223ZM9 176H7L6 178H8ZM66 178H67V176H65ZM97 177V178H96ZM178 177H181V178H179L178 179ZM203 177V178H202ZM227 177V178H226ZM234 177V178H233ZM238 177V184H239V181H240V183H241V188H239L238 186L240 185H238L237 184V181H234L236 178ZM66 178H64L63 179V181H67L68 182V184H69V182H71L72 183V181H68ZM96 178V179H95ZM204 178H206V179H210V180H205ZM211 178H212V180L213 181H211ZM220 178H222V179H220ZM232 178V179H231ZM263 178H264V176H263ZM9 179V178H8ZM8 179L7 180H4V184H6V186H7V183H6V181H8ZM174 179L175 180H177V181H174ZM227 179V180H226ZM10 180V179H9ZM83 180V181H82ZM97 182V183H95V181ZM160 180V181H159ZM180 180V181H179ZM183 180V181H182ZM195 180V181H194ZM198 180V181H197ZM216 180H218L217 182H215ZM224 180L225 181H227V182H224ZM233 180V181H232ZM66 181H65V183H66ZM173 181V182H172ZM178 181H179V183H178ZM197 181V182H196ZM205 181V183L203 184V182ZM209 181H211V182H209ZM184 182V183H183ZM209 182V183H208ZM230 182H233V183H231L230 184ZM245 182H243V183H245ZM99 183V184H98ZM156 183V184H157ZM165 183V184H164ZM167 183V184H166ZM183 183V184H182ZM195 183H197V185L195 184ZM214 183H215V186H214ZM222 183V184H221ZM229 183V184H228ZM98 184V185H97ZM179 184H182V185H179ZM184 184H185V186H184ZM207 184H208V187H207ZM211 184V185H210ZM221 184V185H220ZM226 184V185H225ZM92 184H90V186H91ZM195 185H196V189H195V191H194V188H195ZM205 185H206V187H205ZM218 187H217V186ZM238 185V186H237ZM93 186V187H94ZM182 186L183 187H185V188H183L182 189ZM186 186H188V187H186ZM198 186H199V189H198ZM211 186V187H210ZM223 186H224V188H223ZM233 186V187H232ZM205 187V188H204ZM212 187H214V196H215V194L217 193L216 191H218V192H221V193H219V195H222L221 197H223L225 194V196L226 197H229V199L230 200H228V198H227V201L226 200H224V202L222 201V202H220L221 204H226V203H228V205L230 204H233V203H236L237 201H238V203H241L242 205L244 204V206H246L247 208H249V215H245V216H243L242 217V213H233L234 212V209H231V208H233L232 207V205L229 207V211L227 210V212L226 213H224V215L223 214H218V215H216L214 212L216 211V208L215 207H212L213 205L212 204H214V205H218V203L219 202H213L212 204H208L209 203V196H207V195H205L207 192L206 191H209V189L211 188V190H213V188ZM216 187V188H215ZM220 187V188H219ZM227 187V188H226ZM237 187L239 188V190H241V191H237ZM206 188L208 189V190H206ZM231 188V189H230ZM233 188V189H232ZM176 189H178L177 191H176ZM186 189H189V190H187L186 191ZM193 189V190H192ZM206 190V191H201V190ZM6 190V193H7V195L8 196H10V198H12V197H14V193H15V191L13 190V189H11V188H6L5 189ZM174 190V191H173ZM190 190H192V191H190ZM216 190V191H215ZM221 190V191H220ZM193 191L195 192V195H194V193H193ZM196 191H199V192H201V193H197ZM226 193H225V192ZM232 191H234V192H232ZM244 191V192H243ZM175 192H178V194L177 193H175ZM228 192V193H227ZM235 192H237V193H235ZM189 193L191 194V195H189ZM197 193V194H196ZM232 193V194H231ZM104 194V195H103ZM198 194H200V195H198ZM203 194V195H202ZM218 194V193H217ZM236 194V195H235ZM96 195H99L100 197H98L97 198V196ZM102 195V196H101ZM193 195V196H192ZM211 196V198H213L214 196ZM228 195V196H227ZM239 195V196H238ZM242 195V196H241ZM258 195H260L259 193H258ZM104 196V197H103ZM196 196H198V197H196ZM203 196V197H202ZM231 196V197H230ZM238 196V197H237ZM253 198V200H255V203H253L254 201H252L251 199V197ZM257 197L256 199L254 198V197ZM103 197V198H102ZM200 197H201V199H200ZM207 197H209L208 199H207ZM233 197H234V199H233ZM236 197V198H235ZM241 197V198H240ZM246 197H247V200H246ZM188 198V199H187ZM194 198H195V200L196 199H198V200H196V201H198L199 203H194V202H196V201H194ZM206 198V199H205ZM215 198V197H214ZM237 198H239V199H237ZM242 198H244V199H242ZM249 198V199H248ZM259 198V199H258ZM263 198V199H262ZM186 199V200H185ZM231 199H232V201H231ZM236 199V201H233V200H235ZM206 202H205V201ZM240 200H241V202H240ZM245 202H244V201ZM260 200V201H259ZM263 200V201H262ZM194 201V202H193ZM203 201V202H202ZM231 201V202H230ZM242 201H243V203H242ZM257 201V202H256ZM204 203V205L202 204V203ZM230 202V203H229ZM233 202V203H232ZM84 203V202H83ZM106 203V204H105ZM116 203V204H115ZM181 203V204H180ZM219 203V204H220ZM257 203V204H256ZM258 203H260V204H258ZM98 204V205H99ZM120 204V206H118ZM123 206H122V205ZM188 204L190 205V206H188ZM208 204V205H207ZM116 205V206H115ZM194 205V206H193ZM199 205V206H198ZM248 205H249V207H248ZM84 208H86V204H84ZM118 206V207H117ZM179 206V207H178ZM185 205H182V207L184 208V207H186ZM201 206H206V207H201ZM263 206V207H262ZM100 207V206H99ZM103 207V206H102ZM120 207H122V209H120V210H118L117 208H120ZM196 209H195V208ZM208 207V208H207ZM262 207V208H261ZM190 208H191V210H190ZM202 208H204V209H202ZM115 209H117V211L115 210ZM192 209H194L195 211H193ZM253 209V210H252ZM189 210L191 211V212H193V213H191V212H189ZM212 210H213V212H212ZM258 210V211H257ZM115 211V212H114ZM232 211V212H231ZM253 211V212H252ZM260 211V212H259ZM194 212H196V213H199V215L197 216V215H193V214H195ZM229 212V213H228ZM124 213V212H123ZM87 214V213H86ZM117 214V213H116ZM122 214V213H121ZM134 214H136L135 216H134ZM192 214V215H191ZM231 214H233V215H231ZM112 215V216H111ZM218 216L219 217V219L220 220H217L218 219V217H216V216ZM227 215H229V216H227ZM118 216H120V219L122 220V221H120V219H119V217ZM192 216H194V217H192ZM195 216H197V219H195L196 217ZM208 216V217H207ZM209 216H210V218H209ZM224 216H226V217H224ZM232 216V217H231ZM247 216V217H246ZM111 217V218H110ZM113 217V218H112ZM136 219H134V218ZM183 217V218H184ZM199 217V218H198ZM213 217V218H212ZM216 219H215V218ZM110 218V220H111V223H108L110 220H108ZM237 218V219H236ZM113 219V220H112ZM149 219H150V221H149ZM204 219V220H203ZM206 219H207V221H206ZM225 219V222H223V220ZM232 219H234V221H232ZM240 219V220H239ZM245 219V220H244ZM247 219V220H246ZM134 220H135V222H134ZM152 220V221H151ZM198 220V221H197ZM209 220V221H208ZM215 220V221H214ZM228 220V221H227ZM248 220H249V222H248ZM121 223H120V222ZM133 221V222H132ZM137 221V222H136ZM149 221V222H148ZM191 221H193V222H191ZM203 221V222H202ZM212 223H211V222ZM214 221V222H213ZM218 221V222H217ZM245 221H246V223L247 224H245ZM112 222H116V223H112ZM151 222H152V224H151ZM194 222H195V224H194ZM207 222V223H206ZM150 223V224H149ZM198 223V224H197ZM206 224V225H204V224ZM220 223V224H219ZM240 223H241V225H240ZM260 223V226L262 227V228H260V226H258V224ZM113 224H116L117 226L116 227H114L113 226ZM118 224L120 225V224H122V226H123V229L121 228V230H119V229H117V227H118ZM143 224V225H142ZM148 224L150 225L149 226V228L152 226V228L151 229H149L148 228ZM146 225H147V227H146ZM154 225H155V227H154ZM201 225V226H200ZM207 225H211V226H207ZM224 227H223V226ZM247 225H249V226H246ZM113 226V227H112ZM143 226H145L144 228H143ZM206 226H207V228H206ZM253 226V227H252ZM90 227V226H89ZM154 227V228H153ZM197 227V228H196ZM203 227V229H201ZM243 227V228H242ZM251 227H252V229H251ZM254 227H256V229L254 228ZM112 228L114 229H117V230H112ZM159 229L158 231H161V234H159L160 232H158V231H156V229ZM209 228H211V230H209ZM219 228H220V230H219ZM224 228V229H223ZM241 228V229H240ZM247 228V229H246ZM91 229V228H90ZM153 229V230H152ZM162 229V230H161ZM164 229V230H163ZM201 229V230H200ZM205 229H206V233H205ZM213 229V230H212ZM255 231H254V230ZM97 230H96V232H97ZM102 230V231H101ZM103 230H105V231H107V232H105V231H103ZM119 230V233H117V231ZM155 230V231H154ZM191 230V231H192ZM200 230V231H199ZM203 230V231H202ZM208 230L210 231V232H208ZM242 230L243 231H245V232H242ZM247 230V231H246ZM249 230V231H248ZM92 231H94V232H92ZM153 231H154V233H153ZM164 231H166L165 232V234H164ZM192 231V232H193ZM212 231V232H211ZM217 231V233H215ZM221 231V232H220ZM256 231H259V233L258 232H256ZM89 232L91 233V234H93V235H95L96 234V232H95V230H89ZM117 233V235H116V233ZM156 232V233H155ZM204 232V233H203ZM249 232V233H248ZM251 232V233H250ZM107 233H109V234H107ZM188 233V232H187ZM220 233V234H219ZM247 233V234H246ZM252 233H253V236H250V235H252ZM258 235H257V234ZM98 234H100L99 236H98ZM112 234V233H111ZM153 234V235H152ZM188 234H190V233H188ZM188 234H186V236L188 235ZM198 234V235H197ZM152 235V236H151ZM156 235V236H155ZM219 235V236H218ZM98 236V237H97ZM164 236V237H163ZM190 236H193V235H190ZM221 236V237H220ZM226 236V237H225ZM261 237V239H260V237ZM118 237V238H117ZM167 237V238H166ZM169 237H170V239H169ZM217 237V238H216ZM218 237L220 238V240L218 239ZM116 238H117V240H116ZM138 238H140V239H138ZM172 238V239H171ZM195 238V239H196ZM223 238V239H222ZM256 238V239H255ZM259 238V239H258ZM78 239H81L80 237L78 238ZM138 239V240H137ZM143 239V242L141 241ZM161 239H163V241H161ZM165 239H167V240H169L170 241V243H171V245L172 246H174V248H170V243H169V241H166ZM205 241H204V240ZM250 239H252V240H250ZM138 242H137V241ZM140 240V241H139ZM144 240H145V242H144ZM259 241L260 242V240L261 241H263L262 242V244L259 246H255V244L254 245H252L253 244V242L254 241ZM151 242V243H148V242ZM153 241V242H152ZM171 241H173V243L171 242ZM204 241V242H203ZM248 242V243H245V242ZM251 241V242H250ZM255 241V242H256ZM257 241V242H258ZM79 242H80V240H79ZM117 242H119V245H118V243ZM134 242V243H133ZM100 243H102V244H100ZM114 243H117L116 245H114ZM168 244V245H167ZM189 244V245H188ZM250 244V245H249ZM170 245V246H169ZM185 245H187L186 246V248L184 247ZM100 246H99V248H100ZM236 246V247H235ZM250 246V247H249ZM251 246H255V247H252L251 248ZM233 247H234V249H233ZM258 247V248H257ZM98 247H96V249H97ZM145 248H146V250H145ZM179 248H175V250H178ZM185 248V249H184ZM195 248V249H194ZM228 248V249H227ZM247 248V249H246ZM251 248V249H250ZM255 248V249H254ZM184 249V250H183ZM222 249H224V250H221ZM232 249V250H231ZM239 251V252H237V250ZM148 250V251H147ZM165 250V251H164ZM168 250H170V251H168ZM174 250V251H175ZM226 250V251H225ZM241 250H242V252H241ZM254 250V251H253ZM173 251V252H174ZM199 251V252H198ZM230 251H231V253H230ZM235 251L237 252V253H235ZM244 251V252H243ZM123 252V253H122ZM166 252V253H167ZM220 252H222V253H220ZM227 252V255L225 256V253ZM240 252H241V254H240ZM264 252V251H263ZM152 253H153V255H152ZM157 253V254H158ZM160 253H159V255H160ZM166 253L164 254V256L166 255ZM171 253V252H170ZM170 253H168V255L170 256ZM237 255H235V254ZM248 253V254H247ZM172 254V253H171ZM264 254V253H263ZM202 255V256H201ZM225 256L224 257V259H222V257L223 256ZM229 255H230V257H229ZM232 255H233V258H231L232 257ZM115 256H118L117 258L118 259H116L115 258ZM155 256H156V254H155ZM167 256V255H166ZM199 256V257H198ZM242 256V257H241ZM245 256V257H244ZM249 256V257H248ZM250 256H251V258H250ZM114 257V258H113ZM204 257V258H203ZM240 257V258H239ZM257 258V261L258 260H260V261H255L256 260V258ZM105 258V257H104ZM203 258V259H202ZM237 258V259H236ZM242 258H244L245 260H247V262L244 260H242ZM249 258V259H248ZM254 260H253V259ZM147 259H150V257L148 256V258ZM199 259H201V260H199ZM210 259V260H209ZM194 260V261H193ZM242 260V261H241ZM251 260L252 261V263L250 262V263H248L249 261ZM201 261V262H200ZM203 261V262H202ZM253 261H254V263H253ZM111 262V263H112ZM180 262V263H179ZM212 262V263H211ZM240 262H238L237 264H240ZM150 263V262H149ZM228 264V263H227Z\"/></svg>",
	"mask_w": 264,
	"mask_h": 264
}]
</instances>
